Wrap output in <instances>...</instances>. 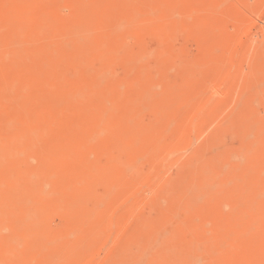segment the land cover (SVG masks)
Here are the masks:
<instances>
[{
    "label": "rangeland",
    "instance_id": "obj_1",
    "mask_svg": "<svg viewBox=\"0 0 264 264\" xmlns=\"http://www.w3.org/2000/svg\"><path fill=\"white\" fill-rule=\"evenodd\" d=\"M10 1L11 0H0V10H1V12H0V20H1L0 21V42L2 41V43L0 44L1 45L0 46V59L7 58L6 59L7 61L5 60L7 62V65H6V62L4 63V59L2 60L3 62L1 61L2 63H4L3 64L4 67H3V65H0V72H1L0 73V77H1V79L4 76V74L6 76V77L4 76V78L2 80L0 79V81H1L0 82V86H1L0 87V94L2 93L1 91L4 90V89H2V87L4 88V86L6 84H8V83L3 84L4 86L2 85L3 82L4 83L6 82V81H4L6 79L9 80V81L7 80L8 82L12 83V86H10L11 85L10 83H9L10 85L8 84V86H10L11 88H14V89L12 90L13 92H11V94H10V96L12 97V101H10V105H8V103H7V104H5V106L7 108L6 107L4 108V107H2L4 105L0 103V106L3 108V109H0L1 110L0 111V113H1L0 114L1 115L0 116V123L3 120L6 121L10 116H12L13 113H15V111L17 112L18 108H19V112L21 111L20 107H18V105H20L22 101L24 102V100H23L24 98L26 100L25 101L26 107H29V104H28V99L29 98L31 99V98L34 97V99H36L38 96H40L42 98V96L45 93L49 94V95L46 96L49 99V101L48 100L46 101V102H48V104L45 105L47 110L43 107L45 103H43V104L40 103V100H41L40 97H38L39 100H38V98L36 99L37 100L36 104L39 103L37 105H35V101L36 100L33 99V102L30 103V99H29V103L31 105L34 104V106H35V107L33 106L34 110L33 109L30 110V108H28L31 112L30 111L26 112V110L24 111V109H22V114L24 116H26V114L28 115V116L24 117L25 120L28 122V120L30 121V119H31V121L33 123H35V125L32 124V125H30V127L32 126L33 131L36 130L35 133L37 132L35 134V136H34L35 139L33 141V142L36 141V144H34V145L32 144V148H34L36 152H38L39 150L43 151V149L45 150L47 147H49L48 144L51 145L53 141L59 143V145H57V143H55L57 146H59V148H60V146H62V148L64 150H66V149H67V151L69 149L71 150V151L69 150L70 152L68 151V153H66L67 151H65V154L61 151L59 153L60 155L63 154L61 156H59V154H56L59 157H56L57 160H55L56 158H54V161L51 160L52 162L51 163L49 162L50 165L48 163L46 164V162L44 163L43 159H41V157L38 156V155H33V156L31 155L33 158L30 156L31 157V161L30 160L29 161L31 163L35 160L33 163L36 166H38L39 162L40 163L42 162L43 164H45V166L43 164H39V165L44 166L45 168L46 167L49 168L48 169V170H50L49 173L50 174L52 173L51 178L54 177L53 181L51 180L52 182H51V184L48 187V189L49 190L51 189V192L54 193V195L51 193L53 196H51L50 199L47 200V203H48L47 205H48L49 208L54 209V208H57L56 206H59V207L62 206V207L65 208L67 206V203H69L68 196H67L68 193H70L71 191H74L73 194L74 193L77 194L80 191L83 192V191L88 190V188H86L85 190L84 189L81 190V189L78 188V190H80V191L77 192L78 190L76 189V192H75V190L71 189L72 188L71 185L68 186V184H70V183H67L68 182L67 179L69 177L73 178L76 175L77 176L80 175V173H81L80 170L82 169L83 164L85 165V163L86 164L87 163H93V161H96L97 159L98 160H102L103 159L102 158L103 157L102 156L103 152L107 151L110 148V146H108L107 139L105 140V138H108L107 136L109 134V131L107 130V132H106V129L103 130V128H105V126L101 125V123H102V121H101L102 118L101 117L105 114V108L104 107H107L106 106L107 104L109 105V107L113 106L112 102L110 101L112 99V97H114L113 99H115V101L120 99L117 102H120L118 104H121V102H122L123 106H125L124 104H128L129 105V104H131L133 102L131 100L132 99L131 96H133L132 95V93H133L132 84L130 85L129 83H126V82L133 83V85L135 86V84L138 83V80L140 78L147 77V78H149V81L151 80L150 83H152V84L158 83V82L161 83V80H166L167 83H169L170 86L173 85L172 87H174L175 84H179V82L182 81V80H184L187 83L186 86L181 90V92H179L177 94L178 95L177 96L178 97V103L180 105L178 103L177 104L175 103L176 104L175 107L172 105L173 106V110L171 109L172 111L170 110V108H172L171 106L169 108H167L168 106L167 107L165 106V110H163L164 107H162L161 112L163 114V117L161 116V113H159V111H158V114H156L157 112L153 113V109L151 107H149L147 105V103H142V104L139 103V105L137 104V107L139 108V111H140V115L142 116L141 121L147 127L149 126L151 128V130L149 128V130L151 131V132H149L150 137H151V134H152V136L153 135L154 136L152 138H150L149 135H147L149 137V138H147V136L144 135L145 139L147 138V140H149L148 143H147V140H145L143 137H142V139L145 140L146 142L143 141V140H142L143 141L142 142L141 139H138L137 143L140 142V144L139 145L137 144V146H138L137 147V151L139 149L140 151L144 152L145 154L141 153L140 151L137 152V153H141L142 155L138 154L139 157L138 156L137 157L139 159L136 157L138 159L137 160L138 162H136L135 165L128 164L127 163V159H125L124 155H120V158L122 159V161H121L122 165L121 166H122V169L125 170L124 172L125 173L127 172L126 173L127 176H126V178L121 179L119 181V184H117V186H118L117 188L120 189V191L117 188H115L116 187L115 186L114 188L116 190H115V192L113 190L112 193L113 194H115V193L117 194L119 192L122 193L124 191L125 192V193H123L124 196L122 194L120 195V193H119V194H117L118 199H117V202H115L116 204L111 205L109 203V205L103 206L102 210H101V217H100V219H97V221H96V226H97V223H98V226H99V227L97 226L98 229L102 227L105 230L106 229L105 225H107L110 232L103 234L102 236H104V238H102V237L99 238L100 240L96 243V245H95V247L93 249L94 252L91 255L86 253L87 254L86 257H85V261L86 262L83 261L84 262L83 263L82 261L81 262L76 261L75 264H134L137 261V259H136L137 257H135L134 255H131V252L132 251H136L137 244H136L135 241H133V239L136 238L139 234H141V232L142 233L147 232L150 229L149 228L150 224H152L155 221H159L161 219H162L163 227L166 226L165 229L167 228L168 231L170 230L173 233H175L174 231H176V236L179 235L178 237H176L177 238L176 243H179L181 245L180 249L186 250V248L188 247L187 248L188 249V251H187L188 253H189L190 249L193 250V252H195V253H193L190 250L189 254L192 253L193 255L192 254L191 255L193 257H194V254L201 255V257H202V259L204 261L202 259H199L198 262L202 261V264H203V262H205L204 264H208L209 262H210V264H212V263L213 264H264V248H263V246H264V229H261L262 231L261 230L258 231V232H261L260 234H258V232H257V234L254 232L255 235H253V233H250V234L247 233L248 235L246 233H244L243 235L240 234L238 236L234 235V238H231V240H229V241H228V239H230V238L227 239L226 237L223 238L221 236V235L224 236V234H226L227 229L231 230V228H233V225H232L233 223H230V222L232 221V219H234V221H236L238 212L240 213L241 209L244 210L245 208H247V204L249 203V201H247L248 203H246L245 200H243V201L241 200V201L238 202L239 203L238 204L237 200H236V203L238 204L237 205L238 208H237V206H235L237 209L236 210L234 209L235 207L233 205H236V203L233 204L234 201L231 202L230 199L227 200V196H226L227 194L224 192V190H227V189L229 190L230 189V186L227 188L226 185H230V184L232 185L231 181L227 182V179L224 178L226 180V182L228 183V184H225V182H223V179L221 181L218 180L217 181L218 184H217V182L214 184V185L217 184V187H213L212 191L215 192L216 189H218V188H221V189H218L217 192H215L213 194L209 193L211 196L209 194H207V197H206V195H205V197L201 196L202 198L204 197L205 202H203L204 200L201 201V199H199L202 203H200V201H196V203H194V205L193 204H188V206H187V199H186V198H188L191 195H195L194 193L197 192L198 190L200 191L201 189H199V187L200 188L202 187V183L204 182V180L207 181V179H209L211 177L210 176L211 173H208L206 171H203L204 172L203 174L201 173L202 171H200V170H198L199 174L197 172H194L193 170L191 171L193 166H195L196 163L199 166V164L202 163V161L207 160L211 156H214V155L219 154V153H227L229 151H230V154H229L230 157L234 153L233 158H235V159H234V161H232L233 160L232 159L231 160L232 162L236 163L235 160H238V159H239V161L243 160V162L242 161L239 162L240 163L239 165L241 166V169H238L239 166H238V164H236V166H237V168H236L237 171H236V174H235L236 184H237V182H240V181H237V180H241L242 183L241 182L240 183L241 184H245L246 183V186L248 188L253 186L252 188L256 189V187L259 186V185H260L261 189L264 188V185L261 187V185L264 184V168H263L264 167V143H263L264 142V133H263L264 131L261 132L263 138L261 137V134L259 133L260 137H258V139L259 138L260 139H259L258 142L260 143V141H261V143L259 144L257 142V144H259L258 147H256L257 146L256 145L255 148L251 150V152L249 150V154L248 155H246L247 153L244 152V154L246 156L245 155L242 156L243 155V151H241V148H240L241 146H243L242 148H244V145H242L243 138H241L242 137L241 136L242 135L241 134L242 126L250 123L249 121L251 119H254V118L257 119V117H258V119H260L259 118L260 116L264 117V0H253V1L249 0L250 2L248 0H229V1L226 0L227 2L224 0V2L226 4L225 3L223 4V2H222L223 0L222 1L221 0H215L214 2L216 3V5H219V6H217L218 8H215L216 6L215 7H211L212 5L210 3L213 4L212 0H158L159 2L157 0H155L153 3L150 2L151 0H137V1L131 0V1L138 2V3H135V4H137L139 6H137V5H133V6L137 7V8H140L139 10L141 12H143V11L145 12L144 8L146 7V5L149 6V4L151 6L155 5L156 7H158L159 5L161 6V9H159L160 11L156 10V8H154L153 6L151 7V9H150V7L148 8V6H147L148 11L150 10L149 11L150 13L148 11L147 12L149 14L147 12L146 13L148 15L151 14L150 15L151 17L148 16L150 19L149 18L147 19L146 18L147 14L143 12L144 15L146 14L145 15L146 19L145 20L142 18L143 16L139 17V14L141 13L140 11H139L140 13H135V14H138V15H135L134 18L132 17L134 15V11H133L134 7H132V5L129 6L130 8L132 7V9L128 10L129 7L127 9L125 8L128 5L127 2H126V4H125V2L122 3V4L120 3L121 1H126V0H121V1L118 0L119 3H120V6L123 5V7H121V8L118 5L119 9H118V7L115 8L116 7V3H118L117 0L115 2V5H112V3L114 4V1L113 2H109L110 3L109 5L110 6L112 5L110 8H112V7L114 8L113 11H114L115 16L114 15L112 16V13H113V12H111L112 10H110L111 15H109L110 13L107 14L104 11L106 13V15H103V16H102V14L100 15V17L101 16L102 17H101V21L99 22V30H97L98 28L96 29V27H95L94 28V33L98 34L97 31H99V34H100V37H101V41L104 44V45L102 44L103 46L100 45L101 41H100V39L97 38V41L99 40L98 41L99 45L97 44L98 45L97 48L101 49L104 52L103 59L108 61L110 64L112 63V61L110 62V60H113V62H115V60H116V62L112 63L113 64V68L107 74V76H106L107 78L103 77L105 79H101L100 80V84L103 82V84L101 86L99 85V83H95V80H93L92 77L89 76L88 72H86V70L88 69L87 65H89V63H87V61L85 63L84 62L85 60L84 61L82 60L83 62H81L80 60H77V62L75 64L73 59H71L73 61H71L69 59V61H71V63L68 62L67 55H66L68 52H66V54L64 52L67 51V50H70L71 48H69V49L65 48V50H63V51L60 50L59 54L57 53V55H59V57L57 55H55L54 52L50 54L53 57L50 56L48 51L52 47H53V51H54L55 44H57L58 41L61 42V43L62 42L66 43L69 39L72 38V36H70V34H69V27L65 26V24H66V22H68L67 25H69L70 20H73V22L74 21L77 22V20H74V19H78L79 15H77V17L75 15H73V14H75L74 11L75 10L77 11V9H78L76 6H74V4L77 1H78L77 3H80L79 5L82 6L81 10H88L89 9L88 11H86V13L89 12V13H87L89 15L88 16L86 15L89 18L90 14H91V10L93 9V7H95V8L98 7L99 8L102 5L101 9L104 10L103 7L104 8H106V6L109 7V5H106V4H107L108 1H111V0H96V1L95 0H82V1L81 0H77V1L75 0V3H74V0L73 1L69 0V2L67 0L66 3L68 2V4H65V2H64V7L62 5H59L60 2H58L59 4L56 3L55 5H54V3H52L53 4V6H52L51 2H53L54 0H50V1L47 0L48 4L49 3L51 4V6H52L51 8H46V6H47V1L46 0H31V1H29V0H21V1H24L23 2L24 4L22 2H20V0H12V3ZM27 1H29L28 2L29 4L28 3L26 4ZM43 1H44L45 4L43 3ZM59 1H61V0H59ZM63 1H65V0H63ZM79 1H81V2H79ZM93 1H95L94 4H92ZM128 1L130 2V0H128ZM217 1L219 3L222 2V4H221L222 6H220V4L217 3ZM15 2H16L17 5H15ZM69 3L71 4V6H68V5H70ZM215 3L213 4V6L215 5ZM230 3H232L233 7L234 6L236 7V5L239 6V7H236L237 9L239 8L241 10V8L242 9L244 8L243 11L241 10L243 14L242 13H241L242 15L240 14L242 16L241 17L242 19L239 18L241 20V22L244 21L243 24H245L246 22L249 23V20H252V22L250 21V23H249V28L250 29L247 26L248 24L244 25V28H246V31H248L249 34L248 33L245 34L246 33L245 30H243V32H242L243 27H242L241 30H239V33H237L235 31L237 35L233 34L234 33L233 30L230 32L232 27H234L233 29L235 30V25H236V30L238 31V26H239L238 24H241V23H239L240 20H238V22H236L237 21L236 19L234 21L233 20L234 18L232 19V21L230 20L231 19L230 16L233 17L236 14L239 15V12H238L239 10L237 11L238 13H236L235 10H237V9L235 7H234L235 8L234 9V13H236V14L234 15L233 10H232L233 7H232V5ZM18 4H20V5H18ZM50 4H49V6H50ZM82 4H84V5H82ZM86 4L88 6L92 5L91 6L92 8L90 7L91 8L90 9L89 7H86ZM164 4L166 5L167 9L168 8L170 9L171 7L172 8L167 11V9H165L164 6H163ZM174 4H177L178 6L177 5L175 6ZM30 5L32 6V8H30L31 7ZM58 5H59V7L61 6L59 8V10L56 9V8H58ZM72 5L74 6V8H77V9H74L72 7ZM170 5H171V7H170ZM173 5H174V8H173ZM36 6L37 7L40 6V7L36 8ZM81 6H79V7L81 8ZM226 6H228V7L226 8ZM240 6H242V7L240 8ZM6 7L10 8V12L7 9L9 14L6 13V11H7ZM34 7H35V9H38V11L39 10L42 11V8H44V9H43L42 12L40 11L41 13H39L37 10H36L37 13H36V11L31 12V10L33 11ZM71 7L73 8V10H72ZM162 7L166 10V12L164 10H162ZM219 7L222 8V9L220 8V10H222L221 12H223V13L225 12V11H223V9L227 10L229 7H231V9L230 8L229 9L232 12V15L228 13L230 19L226 18V16H225L226 13H224L225 14L224 15V14H222L219 11ZM247 7L250 9V11L246 10ZM21 8L24 9V10H22ZM52 8L54 10L55 9L58 10L59 12L58 13H54L55 11L51 10L53 13L50 14L49 11ZM86 8H88V9H86ZM142 8H143V10H141ZM147 8H146V10H147ZM46 10H48V13H46L47 12ZM126 10H128L129 13H130V11L131 12L133 11L132 15H128L129 20H130V18H132L131 19L132 21H128V18L125 16V15H127L126 14L127 13ZM245 10L249 11V12H247V14H246ZM15 11H18L17 15L16 16H12L13 14H11V13L15 12ZM162 11H164V12L161 13ZM217 11H219L222 14V16H221V14H218V16L215 15L216 13H218ZM230 11L227 10L226 12H230ZM3 12L6 13V14L4 15ZM22 12H24V13H22ZM79 12L81 13V11H79ZM84 12H82V15H84ZM118 12L119 13L120 12L121 13L122 12H124V13L126 12L125 14L122 13L123 15L120 14V15H122L121 17L123 18V16H125V19L127 18V21L129 22V24L132 22L131 25H129L127 23L129 25V27L132 26V25L135 27V29H133L134 27L132 26L133 27L132 29H130L131 28L130 27V28H128V30H125L126 32H124L125 33L124 34V38L121 37L119 39L117 37L119 33L118 34H117V32L116 33H114V32L112 33L110 31L113 34V36L111 34H109L110 33L109 32L110 27H112L113 25L117 27V25L119 23H121L119 25H122L120 27L118 26L119 29H120V35L119 36H122V34H123L121 32V28L126 26L123 29H125V28L127 29V24L125 25L124 24L125 22L123 23V19L121 17L117 16L116 13H118ZM153 12H155V13H153ZM35 13L39 14V16L41 14H45L46 13L44 16L43 15L40 16V18L41 17H45V16H46V18H47V16H50L52 18L50 19V21H49L50 17H48L47 20L45 19L46 21H43V20H41L42 18L41 19L39 18V16L37 18L36 17L37 15L35 16ZM66 13H69V14H66ZM101 13H103V12L101 11ZM119 13H118V15H119ZM25 14H28V15H26V17H25ZM32 14H34V15H32ZM47 14H49V15H47ZM77 14H79V13L77 12ZM11 16H12V18H11ZM31 16H33V18ZM34 16L36 17V19H35ZM86 16H84V17L79 16V18L83 21ZM166 16H168V17H166ZM219 16L222 17V20L220 21V23L225 24L224 21L225 22H226V20L228 21V23L225 24V27H227V28H225V30H224V28H222L224 25L219 24L216 27L218 28L220 25H222L221 27L218 28L220 31L218 30V32H217V28L215 27V29H216L215 31L216 32H214V34L222 32L223 34L225 33L224 34V38H226L227 37L226 33L229 31L232 34L228 33L227 35H229V37L231 35H233L232 37H234L236 35V37L238 38V41L236 40L237 38L236 39L234 38V39L237 42L235 41L231 45H226L227 43L225 44L223 42V40L225 41V39L223 38V34L222 33L219 34L223 38V39H221V41H219L218 39H217L218 40L217 41L215 39V37H211V36H213L212 35L213 32H212V34L210 33L212 28H210V30H209V27H211V26H209V23L213 27L212 19L213 20L221 19ZM19 17H20V20L18 19ZM21 17H23V18H21ZM24 17H25V19H24ZM191 17H192V19H191ZM246 17H247V19H246ZM3 18H5V19L7 18V19L2 21ZM31 18H32V20L33 19L34 20L32 21ZM70 18H72V19H70ZM138 18H141L144 21L139 19V20H141V22H140L138 20ZM236 18H238V16ZM26 19L28 21L30 19V21H29L30 24L26 22ZM38 19H39L38 23L41 22V25L39 24L40 27L39 26L38 27H39V29H42V30L41 31L38 30L37 32L38 33L41 32V34L37 35L36 33H34L36 31L34 29H32V22H33V24L35 26V29H37L38 27H37L36 21ZM54 19H57L56 22L58 21L57 23H58L59 29L58 28L55 29V30H57V29L60 30V31L57 30L58 32L57 31L55 32L53 30H49L51 28L48 29V27H50V23H51L52 27L55 26V24H57ZM58 19L60 20V22H65L67 19H69V20H67L65 22V24H63V23L60 24ZM80 19H79V21H80ZM17 20L19 21V23L16 25V23L18 22ZM23 20H24L25 24L27 23L26 25L23 23V25L28 27V28L23 27V25H22V21ZM136 21L140 22V23L138 24V23H136ZM210 21H212V23ZM233 21L238 23V24H236V23L233 24ZM43 22H46L49 25L47 27H45L47 24L44 25L45 23H43ZM52 22H54L55 24L52 23ZM116 22L118 24L115 25ZM229 23L232 24V27H231V25ZM19 24H21L22 26L20 25V27H19L18 26ZM28 24H29V26H28ZM72 24H74V23H72ZM86 24H87V22H86ZM136 24H137V27H136ZM105 25H108V27H109V30L107 29V32H106V29H103V28L107 27V26L105 27ZM17 26H18V28L21 31H22V28H23V30H24V28H26L28 30V32L25 33L23 31L22 34L20 33L21 34L20 35L19 34L20 30L17 28ZM41 26L43 28H41ZM159 26H163V27L160 28ZM228 26L231 27V28H229ZM73 27L74 26L72 25L70 27V30H73V29H71ZM116 27L114 29L112 27V29L114 31H116L117 30ZM155 27H157V28H155ZM29 30L30 31L33 30V32L31 31L32 32L31 33L32 36H29V39H28L26 34L30 33ZM141 30H143V31H141ZM62 31L66 32V33L63 32L65 34V36L63 34V37H66L67 39L63 38L61 36L62 33H60V32H62ZM53 32H55V33L53 34V37H52L51 34ZM70 32H72V31H70ZM240 33H244V34H240ZM66 34H67V36H66ZM103 34H107V36L106 35L105 36L108 37V41H109L110 45L107 46L108 42H107V44H105V42H103V40L105 41V39H106ZM165 34H167V36ZM28 35H30V34H28ZM71 35H72V33H71ZM108 35H111V36H108ZM169 35L171 36V39L168 38ZM238 35H240V36H238ZM245 35H247V36H245ZM14 36L16 38H14ZM23 36H25V38H23ZM33 36H35V37H33ZM165 36H166V38H164ZM175 36L179 40H177ZM51 37L52 38L55 37V40L57 39L56 37H59V38H58L57 42H55L53 39L50 40ZM159 37L162 38L163 40L161 41V39ZM244 37H245V39H244ZM34 38L35 39L37 38V41H38L39 44L36 43L37 41L36 42H34L35 40L33 41ZM240 38L241 39L243 38L244 40L243 39L241 40ZM64 39L66 40V42H65ZM115 39H118V42ZM148 39H149V41H148ZM164 39H165V43L161 44V42H164ZM169 39H170V41H169ZM25 40L26 41L29 40V42H26ZM114 40L117 43H119V41H120L121 43H123L125 46H128V47L121 48L123 44H120V43L116 44V47H118V48H119V46H121L120 47L121 49L119 48L120 50H118V52H117V49L114 47L115 46ZM151 40L154 41V42H152ZM175 40H177L178 43L174 42ZM226 40H227V38H226ZM51 41H54L53 44L51 43ZM97 41H94V42H97ZM111 41H113V42H111ZM166 41L169 43V45H166V44H168ZM20 42L23 45L20 44ZM47 42L51 43L50 44L51 46L53 45L52 47L49 46V48L51 47L50 49L47 46V45H49ZM16 43H18V44H16ZM34 43L37 44V45L35 46ZM111 43H112V45H111ZM223 43H224V45H223ZM113 44H114V46H113ZM177 44H178V46H177ZM17 45L19 46L20 50H19ZM24 45H26V46H24ZM29 45H30V47L27 48V46H29ZM259 45H261V46H259ZM99 46L100 47L102 46V47L99 48ZM35 47H38V48H35ZM109 47H110V49H109ZM129 47H130V49H129ZM147 47H148V49H147ZM111 48H115V51H114V49L111 50ZM124 48L129 49V51L126 50L127 51V53H126ZM211 48L212 49L214 48V49L212 50ZM14 49H16V52H14L15 51ZM209 49H211L213 52L210 51ZM121 50H122V53L119 54L121 52ZM17 51H18V53H17ZM20 51H22L23 55H22V53H19ZM51 51L52 50H50V52ZM102 51H101V53H102ZM131 51H133V52H131ZM60 52L61 53L63 52V54L60 55L61 54ZM98 53H100V52H98ZM124 53H126V54L129 53L128 57L125 54V57H127V59H125V57L123 55ZM130 53L131 54L133 53V54L131 55ZM211 53H212V55H211ZM13 54H14V56H13ZM18 54H21L23 56L24 60H27L26 57L32 56V58H34L36 60L38 59L37 63H39V64L37 65V67L35 66L36 67L35 68L34 67V63H35L34 61H36V60H34V59L30 60V62L33 61V64L31 63L32 66H30V64H29L30 62H28V65H26V64L24 65L23 63H26V61L25 62L23 61V63H22L21 61L19 62L18 60H16L15 65L18 64V62H19V64H18L19 67L15 66L13 64H10L11 61H14V59H15L14 57L16 55H18ZM25 54L28 55V56L24 57ZM68 54H70L68 56V58H70V57L73 58V55H71V52H69ZM160 54H161V56H160ZM209 54L211 56H209ZM46 55H48L49 57H52V59L49 58V59H51V61L54 59L53 60L54 64H52V65H54L56 67H53V66L49 67L50 66L49 64H51V61H50V63L47 62V61H49V59H46L47 58ZM119 55L120 56L123 55L122 59H121V57H119ZM169 55H171V56H169ZM56 56L58 58H56ZM253 57H255V58H253ZM12 58H14V59H12ZM41 58H45L47 60L46 61L44 59L46 61V63H48V64H46V65H48V67L46 68V65H45L44 68L49 70V72L46 69L42 68V66L45 64L43 62H45V61H43ZM28 59H30V58H28ZM248 59H249V62H248ZM93 60L97 61L98 59H93ZM158 60H159V62H158ZM56 61H58V62L55 65ZM186 61H187V63H186ZM191 61H192L193 64L191 63ZM65 62H66V66L65 65H63V66H65L67 69L64 68L65 70L63 71V68H62L61 65L64 64ZM2 63H0V64H2ZM20 63L24 65V66L22 65L23 66L22 68L24 70L23 69H21V70L19 69L20 68ZM40 63H43V64L40 65ZM67 63L68 64L70 63L69 66H71V67H73L74 64H75L76 67L74 66V68L68 69L69 66H68ZM188 63L189 64L191 63L190 66L192 65L191 66L192 69L188 66L189 65ZM151 64H152V66H151ZM186 64H188V65H186ZM78 65H79V67H77ZM26 66L29 69L27 68V70H25L26 68H24V67H26ZM60 66L62 68L61 71H60V68H59ZM5 67H6V72L4 70ZM32 67H33V69L30 70V68H32ZM173 67H175V68H173ZM188 67H189V70H188ZM2 68H3V70H2ZM34 68H35V70L37 69L39 71V73L42 72V73H40L41 76L38 75L39 73L38 74L35 73V72L33 73V71H35ZM50 68H59V73L63 71L64 74L63 73H60V74L58 73L60 81L56 77V76H58V74L55 75V73H54L56 71V69H55V71H53L54 69L50 70ZM193 68H195V70ZM7 69L9 71H7ZM10 69H12V71ZM76 69L77 70L80 69L81 73L79 72V70L77 71ZM185 69H187V71H185ZM29 70L32 73V75L35 74V76H36V77H33V78L37 79V76L39 77L38 80H36L37 84H35V82H33V80H29V79H33V78H31L32 75H31V77H29L30 74H31L29 72ZM69 70H71V71H69ZM190 70H191V73H190ZM2 71H4V72L2 73ZM84 71L86 73H84ZM199 71H200V74H199ZM47 72L49 73V75L52 74V76H50V77H52L51 80L49 79L50 77L48 78L49 75H48ZM57 72L58 71H56V73ZM71 72H73V73H71ZM128 73H130V74H128ZM196 73H197V75H196ZM42 74H44V76H46L44 78L50 80L51 82H48V80L47 81L42 80V82L45 81L44 82L45 84H43V85H41V83L39 84V80H40V77H42ZM115 74H117V75H115ZM173 75H174V77H173ZM85 76H87V77H85ZM138 77H139V79H138ZM27 78H29V79H27ZM44 78L42 77L41 79H44ZM69 78H70V80H69ZM57 79H58L59 83H58ZM71 79H73L72 80L73 82L74 81L76 82L75 84L72 82L74 84L73 86L75 87L74 90H76V89L78 90L79 87H80V90H81V87H84L83 90L86 89V91H87V89H90V88H93V87H99V86L102 87L103 85H104L103 87H105L107 85V84H105L106 81L107 82H112V83H109V85H107L108 89H110L109 87L110 86L112 87L114 85V83L119 84V83H121L123 81H125V83L122 84L123 86L119 84L120 87L122 86L121 87L122 90L119 87L122 92L119 91L118 93H116V96L113 95V93L117 92V91H114V90H116L118 87H116L114 85L116 87V89H115L114 86H113L114 89L113 88L110 89L111 98H109L110 96H108V98H109L108 103L104 102L105 106H104V104H102V106H101V104L99 105L101 108H104L103 110L100 109L101 111H103L104 114H102V112H101L98 115L97 114L98 111H95V112L93 111L94 114H91V113L87 114L86 113V114L82 115L83 112H80L81 114H78V113L76 114V113L72 112L74 110V107H75V110H76V108H77L76 105L77 106L79 105V103H77L78 101L76 102L73 99H77L78 98L80 101L82 100L84 102L85 98H83V99L81 98V97L84 96V94L82 95L81 91H79V93H71V95L69 94L70 96L75 95V94H77V95L80 94L82 96L79 95L77 98H73V97H76L77 95L76 96H72V100H69L70 97H69V99H67V97L69 96L68 92H67V90H68L67 86L69 84L68 85L65 84L66 87H64V85L63 86L61 85V84L68 83V82L70 83ZM91 79L94 82H91L92 81ZM132 79L133 80L135 79V81L131 82ZM188 79H190L191 82ZM26 80L29 81L28 83L32 84V85H30V87H27V86H29V84L27 83ZM54 80L57 81V82H54ZM104 80H105V82H104ZM25 81H26V83H24ZM195 81H197V82H195ZM47 82L50 83V87L52 86L51 85L52 83H53V85L55 83H58V84L54 85V89L56 88L55 89L56 91H57V88H59V91H57L58 93L56 91H54V89H53V91H54L53 92L52 91L53 87H51V88L48 87L49 85H48ZM60 82H61V84H60ZM188 82H189V84H188ZM19 83H20V87L21 88L19 87ZM22 83H24L25 85L23 86ZM192 83H193V85H191ZM21 84H22V86H21ZM97 84L99 86H97ZM111 84H113V85H111ZM126 84H129V85H126ZM39 85H41V86H39ZM44 85L45 86L48 85V86H46L47 88ZM58 85H61L62 87H60ZM160 85L161 84H159V86ZM69 86H71V88L73 90V86L71 85V83H70ZM77 86H78V88H76ZM87 86L90 87V88H88ZM137 86H138V84H137ZM159 86H158V88H159ZM24 87H25V91H24ZM160 87H162V86H160ZM49 88L51 89L52 92L50 91ZM71 88H69L70 90H68V91H72ZM47 91H48V93H47ZM50 92L52 94L56 92L57 94L55 93V96L53 95L54 96V98H53L52 94ZM76 92H78V91H76ZM123 95H124V97H123ZM106 97H107V95L104 98L105 101L108 100ZM121 97H123V98H121ZM43 98H42V100H43ZM116 98H118V99H116ZM52 99H53V101H52ZM183 99H184V101H183ZM249 99H250V101H249ZM252 100H253V102H252ZM31 101H32V99H31ZM85 103H86V100H85V102L83 104H85ZM113 103H114V101H113ZM52 104H53L54 107H56L55 108L56 110L53 109L54 112L52 111V107H51ZM114 104L117 106L116 103H114ZM247 104H248V106H247ZM86 106L87 105H85L84 107H86ZM97 106H98V104H97ZM145 106H146V109H148V110H146L144 108ZM109 107H107V109ZM115 107H114V109H116ZM48 108H49V111H48ZM96 108L98 109V107H96ZM41 109L43 110V112H45V114H46V112H49V113L53 112V113H51L49 115L46 114V116H48V117H46L47 121L45 120L47 123L45 121H43L45 119L44 116L41 115L39 117V115L37 114L38 112H39V114L41 113L40 112ZM79 109H77V110L79 111ZM81 109H83V108H81ZM90 109H88V107H87L85 111L86 112H88V111L91 112L92 109L91 110ZM110 109H111V107H110ZM167 109H168V111H166ZM176 110H178V112L180 111L178 113V115L180 114L179 116H177V114H176L177 117L175 116ZM80 111H83V110H80ZM24 112H25V114H24ZM33 112L34 113L36 112L35 115H32V114H34ZM43 112L41 114H43ZM165 112H167L168 114H166ZM72 113H74V114H72ZM154 114L156 116H158V117L160 116V118L162 119L161 120L162 121L161 122V127L159 126L160 125V123H159L160 120L155 119L156 116H154ZM251 114L252 115L254 114V116H252ZM69 115L72 116L71 117L72 119L70 117H69L70 119L67 118V116H69ZM100 115H101V117L99 118ZM34 116L35 117L38 116V117L35 119ZM248 116H250L249 117L250 120H249ZM171 117H172V119H171ZM42 118H44V119L42 120ZM175 119H176V121H172V120H175ZM261 119L263 120V121L262 120L261 121L264 122V118H261ZM157 120H158V122H157ZM166 120L167 121L170 120L171 122L167 123ZM254 120H251V122L254 121ZM39 121H41V122H39ZM98 122H100V123H98ZM153 122L156 123V125ZM262 122H261V124H262ZM44 123H46V125ZM157 123H159L158 126H159L160 130H158ZM153 124H154V126L157 127V129H156V127L154 128ZM164 124H165V126H166V124L169 125V126L168 125L166 126V127H168V130H165L166 132H168L166 134L167 135L166 139L164 138L165 136L163 137V135H165L164 134L165 131L164 132H160V131H163L164 128H165ZM76 125H78L76 127L77 131L73 130L71 132L72 133L76 132V134H79V136H81V138H78V139H77V137H79V136L76 135L77 137H75V136H73V134L71 132H69L71 127H73V126L75 127ZM87 125H89V128L87 127L89 131H87L86 132L87 134H85V131H83V130H85L84 127L86 128ZM46 126H47L48 129L44 128ZM90 126H92V127L90 128ZM152 126H153V129H154L155 132L159 131L160 133L158 132L156 134L154 131H153L154 132L153 133L152 132ZM34 127H36V129H34ZM78 127L79 128L82 127L83 130L82 129L81 130L86 135L85 137H89L88 139H90V136H91L90 133L93 132L92 134H94V135H92L91 138H94V137L96 138V141L95 140L94 141H95V143L97 145L96 148L98 150L96 148L95 149L93 148L92 149L93 151L89 150L90 152L88 151L89 153H86V156H85V154H82V153L80 154L79 153V151L81 149H79L80 147L78 148V145H79L80 142H83V141L79 142V140H82V138H85V137H82L83 133H81V134L77 133L78 132ZM171 127H173V129ZM170 128H171V130H170ZM93 129H95V131H92ZM181 129H182L181 132H183V133L180 134L179 132H180ZM29 130L31 132V128ZM44 130H46V131H44ZM53 130H54V132H53ZM67 130H68V133H67ZM81 130H79V132ZM156 130H158V131H156ZM183 130H185V131H183ZM6 131L7 130L3 129V131H2V133L0 135V139L6 135ZM33 131L31 132V134L33 133ZM64 133H67L68 135L72 134V136L75 137V142L76 143L73 144V141L71 143H72V145L77 146V147H74L72 145H71L72 146L71 147L69 144L65 145V142H64V144L61 143V141H63L65 139V136H66V134H64ZM98 133H100V134L98 135ZM161 133H162V135H161ZM32 135H34V134H32ZM68 135H67V137H68ZM156 135L159 136V139H158V136L156 137ZM253 135L252 136L255 137V134H253ZM154 137H156L158 139L159 143L157 141H155L157 139H155ZM175 137H177L178 139L175 138ZM179 137H181V139ZM162 138H164V140H161ZM167 138L170 139L169 142H167L169 140ZM37 139L40 140V141L37 142ZM50 139L53 140V141L52 142L50 141V143H49ZM70 139L72 140L71 137H70ZM70 139H68V140H70ZM151 139H153V140H151ZM73 140H74V138H73ZM85 140H86V138H85ZM165 140H166V142H165ZM171 140H173V142ZM177 140H179V141L177 142ZM182 140H183V142H182ZM64 141H66V139ZM175 141H176L177 144L174 143ZM46 142H48V143L46 144ZM67 142H69V141H67ZM146 143H147V147H144V148L147 150V152L145 151L144 148H142V149L140 148L141 147L140 145H142V144L145 145ZM162 143L165 144V147L168 146L167 148L169 150L167 148L164 149V147H163L164 145ZM180 143H181V145H180ZM60 144H63V145H60ZM76 144H78V145H76ZM153 144L156 146V148H155V146ZM243 144H244V141H243ZM171 145L173 147L170 148ZM34 146L37 148V150H36V148ZM64 146H65L66 149L64 148ZM68 146H69V149L67 148ZM54 147L55 146H53V148ZM148 147H150V148L154 147L153 148L154 150L153 149L151 150ZM76 148H78V150ZM49 149H50V147H49ZM143 149H144V151H143ZM155 149H157L158 151L155 150ZM162 149L163 150L167 149L166 151H168L169 153H167L165 151L163 152ZM47 150H48V148H47ZM72 150H73V152L75 151L77 153H75V152L72 153ZM32 151L34 152L33 149H32ZM238 151L242 152V153H239V155L240 154H242V155L238 156V153H236ZM137 153H136V155H137ZM158 153H160V154L162 153L161 157H159L160 154H158ZM166 153L169 154V156H167ZM155 154L158 156L157 158H156ZM235 154H236V157H235ZM241 156H242V158L245 159V161H244V159L241 158ZM82 157H84V158L82 159ZM151 157H153L154 159L151 158ZM84 159H86V161ZM248 160H250V162ZM197 161H199V162H197ZM256 163L260 164L259 167H258V165ZM254 164H256V166ZM244 165L247 166L246 167L247 169L249 167H253L254 170L256 168H258L257 169L258 171L256 170V171H254V173L253 172L249 173L250 172L249 170H251L253 168H251L249 170H247L245 168L244 169L245 172L249 171L248 172L249 174L248 173L246 174L244 172V170H243ZM260 167H261V169H260ZM139 170H141V171H139ZM158 171H159V174H158ZM242 171H243V173L245 175L242 173ZM160 173H161V175H160ZM196 173H197V175H196ZM50 174H49V176H50ZM133 175H134V177L137 176V178L133 179L132 178ZM252 175L254 177H252ZM237 176L240 179L237 178ZM243 177H244V180L246 179L245 181H247L248 179H249V181L250 180L251 181L250 182L247 181V182L244 183V180L242 181ZM187 178L188 179L190 178V179L187 180ZM203 178H204V180H203ZM70 180L71 179H69V181ZM255 180H256V184L258 183V185L256 187H254L256 184H254V185L251 184V183H254ZM257 180H258V182H257ZM55 181L57 182V184H56ZM200 181H202V182H200ZM91 182H92V185H95L97 183L99 184V187L101 185L100 188L97 187L98 184L95 187H93V186L90 187V189L93 190V192L97 189V191H96L97 193L96 192H94V193L97 194L98 196L101 195L103 197V196H106V194H107V196L110 195L109 196L110 199L108 198L109 202H112L115 198H117L116 195L115 196L114 195L111 196V194H110L111 190H109L110 187L107 186L108 187L107 188L106 185L103 184V181H101L99 178H95V179L92 178ZM259 182L262 183V184H260ZM100 183H102V184H100ZM240 183H238V184H240ZM122 184H123V186H122ZM234 184H235V182H234ZM240 185H236L238 187H236L234 185L233 187L234 188H239ZM242 186L243 185L240 186V190H241ZM246 186L244 185V188H246ZM60 187H61V189H60ZM126 187H127V190H126ZM123 188H124V190H123ZM222 188H224V189H222ZM257 188L258 189L254 190V192L255 191H259L261 193V191L264 190V189L261 190L259 187H257ZM53 189H54V192H53ZM106 189H107V191H106ZM111 189H113V188H111ZM214 189H215V191H214ZM108 190H109V192H108ZM235 190L236 189H234L233 191H235ZM236 191L238 192L239 190L237 189ZM62 192H64V193H62ZM103 192L105 193V195H104ZM221 192L225 193V195L223 196V193H221ZM235 192L232 193L233 198L239 197V193L240 192H238V193L236 192V194H235ZM184 193L185 194L187 193L186 195L189 194L188 197ZM183 195H185V196L183 197L184 200L182 201L181 199H182ZM261 195L264 196L263 192H262ZM107 196L105 198H107ZM164 199H165L166 202L165 201L162 202V200H164ZM179 200H181V201H179ZM228 201H230V202H228ZM93 202L95 203V201H93ZM164 202H165V205H164ZM181 202L185 203V204H183V206H181L182 205ZM220 202H221V204L222 203L224 204L225 209H224L223 206H221V204H219ZM179 203L181 205H179ZM197 203H199V204H197ZM57 204H59V205H57ZM87 204H89V206H90L89 208H93V205H95V204H92V202L90 203V201L87 202ZM213 204H215V206H212ZM190 205H192V208L194 206V209L190 208L189 207ZM197 205H198V207H197ZM249 206H250V203H249ZM62 207H61V209H63ZM218 207L219 208L221 207L220 209H222V210H220ZM61 209L59 208V210H61ZM185 209H188V210H185ZM238 209H240V210L237 211ZM225 210H227V211H225ZM233 210L235 211V214H234ZM188 211H190L191 214ZM220 211L221 212L223 211L222 214H221ZM228 211H230V212H228ZM78 216H80V215H78ZM229 216H230V220L228 221V217ZM224 217H225V219L227 221L224 219ZM19 218H20L21 221L19 220ZM23 218L24 217L22 215H20V217L19 216L11 217L10 220L12 221V219H13L12 222L18 224V223H21L23 221ZM73 219H74L73 217H70V218L66 217L62 213H60L59 215L55 214V215H53V217H51L49 219V221H46L45 225H47L50 228H52V227L56 226L55 224L59 223V225L62 224V225H64V227L66 225H67L66 227H69L70 225L73 224L72 223ZM14 220L18 221V222H15ZM110 220H112V221H110ZM113 220H115V221H113ZM182 221H185V222H182ZM222 221H223V223H222ZM191 222H193V223L191 224ZM227 222L230 223V224H228ZM111 223L114 225V227H113V225H111ZM182 223L185 224V226ZM219 223H220V225L224 224L222 226L223 228L225 226H226L225 228H227V225H230V226H228L227 229L224 228V230H223V228H221V226L219 228ZM186 224H187V226H186ZM176 228L178 230H176ZM183 228L186 229V230H184ZM221 229L224 231L223 232L224 234H221V232H222ZM99 230H102V229H99ZM218 230L221 231V232H219ZM188 231L189 232L191 231L192 233L190 232L191 234L188 235V233H189ZM216 232H219V234H217ZM262 233H263V235H261ZM216 235L217 236L220 235L221 238L226 240L227 243L224 242V240H223L221 242V244L224 242L223 243V244H225L224 246H227L228 248H224L223 244H222V247H221L219 239L215 238ZM244 235L246 237L243 238ZM220 236H218V237H220ZM213 237L215 239H213ZM188 238H190V239H188ZM235 238H236V241L241 239L242 242L239 240L240 242L238 241L239 243L237 244L235 242ZM60 239L61 238H60V235H59V242H60ZM180 239L183 240V241H181ZM184 239H187L188 242H186ZM216 239H217V242L213 244L212 241L214 242ZM232 239H234V240H232ZM178 240H180V241H178ZM192 240H194L193 242L196 243V244L192 243ZM220 240H222V239H220ZM54 241H58V239H55ZM248 241H250V242H248ZM252 241H253V243H252ZM229 242H231L232 246L234 245L235 248H233V249L230 248L231 244L229 246L228 245ZM190 243H192L193 245H196L195 248H197L196 249L197 253H196V251H194L195 250L194 247L191 246L192 244L190 246H188ZM211 243L213 244L214 248L212 247ZM233 243H235L236 245L233 244ZM184 244H186V245H184ZM216 244H217V247H218L216 250H219V252L221 254L218 251L214 250L215 247H216ZM244 244L245 245L249 244V247L248 246L245 247ZM180 245L176 244L177 248L180 247ZM239 245H240V248H239ZM241 246H243V247H241ZM189 247H190V249H189ZM211 247H212V249H211ZM241 248H243V249H241ZM199 249H200V251H198ZM221 249H223L222 250L223 253L225 252V249H226L227 254L225 253V255H224L221 252ZM230 250H231V252H230ZM185 252L186 251L183 252L182 256H184V254H186ZM214 252H215V254H214ZM216 252L218 254H216ZM237 252H241V253H237ZM181 253H182V251H181ZM228 253L229 254L230 253L234 254V255L230 254L232 256L231 259H233L234 261L230 260L228 258L229 257ZM237 254H239V255H237ZM171 255L173 256V258L179 259L176 256V253H172ZM179 255L181 256V254H179ZM198 255L195 256L194 258L199 257ZM215 255L217 257L218 256H220V257H218L216 259V258H214V257H216ZM223 256H225V258ZM188 257H189V255H188ZM245 257H247V258H245ZM209 258H212V259L210 260ZM213 258L216 259L214 262H213V260H214ZM220 258L222 259V261L220 260ZM32 260L35 261V262H33ZM81 260H84V257H82ZM226 260L230 261V263L228 261H226ZM29 261H31V262L29 263ZM198 262H197V264H198ZM39 263H40L39 256H35V257H32V258H29V259H27L24 262V264H39Z\"/></svg>",
    "mask_w": 264,
    "mask_h": 264
},
{
    "label": "bare ground",
    "instance_id": "obj_2",
    "mask_svg": "<svg viewBox=\"0 0 264 264\" xmlns=\"http://www.w3.org/2000/svg\"><path fill=\"white\" fill-rule=\"evenodd\" d=\"M29 1H31V0H29ZM29 1H27L26 2V4L29 2ZM47 1V0H46ZM50 1V0H49ZM56 0H54L53 2H51V4L52 3H54V5L56 4V3H58V2H60V4L59 5H62L63 7H64V2H65V4H68V2H69V0H68V2L66 3V1L67 0H65V1H63V0H61V1H59V0H57L56 2H55ZM63 1V2H62ZM73 1V0H72ZM71 1V2H72ZM77 1V0H76ZM82 1V0H81ZM81 1H79V2H81ZM96 1V0H95ZM95 1H93V3L92 4H94L95 3ZM114 1V4L112 3V5H115V2H116V0H111V1H108L107 2V4L106 5H109L110 3L109 2H113ZM118 1V0H117ZM121 1V0H120ZM135 1H137V0H135ZM135 1H131L130 0V2L128 1V0H126V1H121L120 3L122 4V3H124L125 2V4H126V2L128 3V5L125 7L126 9L129 7V6H131L132 5V7H134L133 5H137V4H135V3H138V2H135ZM155 0H151L150 2L151 3H153ZM158 1V0H157ZM156 1V2H157ZM215 0H212V2H213V4L215 3L214 2ZM222 1V0H221ZM226 1V0H225ZM229 1V0H228ZM249 1V0H248ZM251 1V0H250ZM249 1V2H250ZM253 1V0H252ZM7 2V1H6ZM11 3H12V0L10 1ZM20 2H24V1H21L20 0ZM78 2V1H77ZM75 3V0H74V3L76 4H74L73 2V4H74V6H76L78 9L80 8L79 6H81V5H79L80 3ZM149 2V3H150ZM155 2V3H156ZM159 2V1H158ZM223 2V4L225 3L224 2V0L222 1ZM222 2L221 3H219L218 1H217V3H219L220 4V6H222L221 4H222ZM227 2V1H226ZM43 3H44V1H43ZM63 3V4H62ZM83 3V2H82ZM89 3V2H88ZM118 3H119V1H118ZM118 3H116V7L115 8H117L118 7V5L120 6V3L118 4ZM130 3V4H129ZM132 3V4H131ZM238 3V2H237ZM6 4V3H5ZM24 4V3H23ZM29 4V3H28ZM32 4V3H31ZM45 4V3H44ZM50 4V3H49ZM49 4H48V1H47V6H46V8H51L52 6H53V4H52V6H51V4H50V6H49ZM70 4V3H69ZM78 4V5H77ZM146 4V3H145ZM159 4V3H158ZM211 5V7H215V8H218L217 6H219V5H216V3H215V5L213 6V4L212 3H210ZM226 4V3H225ZM231 5H232V3H230ZM234 4V3H233ZM15 5H17L16 4V2H15ZM14 5V6H15ZM18 5H20V4H18ZM59 5H58V8H56V9H58L59 10V8L61 7H59ZM82 5H84V4H82ZM111 5V6H112ZM141 5V4H140ZM162 5V4H161ZM172 5V4H171ZM171 5H170V7H171ZM175 6L177 5V4H174ZM174 5H173V8H174ZM235 5V4H234ZM12 6V5H11ZM10 6V7H11ZM31 6V5H30ZM44 6V5H43ZM42 6V7H43ZM68 6H71V4L70 5H68ZM74 6L72 5V7L74 8ZM92 5H90V6H88L87 4H86V7H91ZM110 5H109V7L108 6H106V8H104L103 7V9L104 10H102L101 9V7H102V5L98 8H95V7H93V9L91 10V14H90V17L88 18L87 16L89 15V14H87V13H89V12H87L86 13V11H88L89 9L88 8H86V9H88V10H81L82 9V6H81V8L78 10L77 8H74V9H77V11L75 10L74 12H75V14H73V15H75L76 17H77V15H79V16H82V17H84V16H86L85 18H84V22L86 21L87 22V24H86V22L84 23L80 18H79V16H78V19H74V20H77V22L76 21H74L73 22V20H70V22H69V25H67L68 24V22H66L67 20H69V19H67L65 22H66V24H65V22H60V20H59V23L60 24H65V26H68L69 27V34H70V36H72V38L71 39H69L67 42H66V40H65V42L66 43H61V42H59L58 41V43L57 44H55V47H54V51H53V45L51 46L50 44L52 43L53 44V42L55 41V42H57V40H58V38L59 37H56L57 39L55 40V37L54 38H52L53 37V34L59 29V26H58V21L56 22V20L57 19H54L55 20V22L57 23V24H55L54 22H52V23H54L55 24V26H51V23H50V27H48V29L49 28H51V29H49V30H53V31H55V32H53L51 35H52V37H51V39L50 40H54V41H51V43H49V42H47L49 45H47L48 46V48H49V46H51L49 49L50 50H52L51 52H50V50L48 51L49 52V55L51 54V53H55V55H57V53L59 54V51L61 50V51H63V50H65V48H71L70 50H67V51H65L64 53L66 54V52H71V55H73V58L72 57H70V58H68V56L70 55V54H66L67 55V60H68V62H70L71 63V61H73L74 60V63L76 64V62H77V60H80L81 62H83L84 60V62L86 63V61H87V63H89V65H87V67H88V71L86 70V72H88V74H89V76H91L92 77V79L93 80H95V83H99V85L101 86L102 84H103V82L100 84V80L101 79H105V78H103V77H106L107 76V74L109 73V71L113 68V64L112 63H115L116 62V60H115V62H113V60H110V62L112 61V63L110 64L108 61H106L105 59H103V55H104V52L101 50V49H98L97 48V46L99 45V43H98V41H97V38L98 39H100V41H101V37H100V34H99V31H97L98 32V34H96V33H94V28L96 27V29L97 30H99V22L101 21V17L103 16V15H106V13L107 14H109L110 13V10H112L111 12H113L112 13V16L114 15L115 16V14H114V8L112 9V8H110L111 7ZM137 6H139V5H137ZM145 6V5H144ZM147 6L148 5H146V7L144 8L145 9V12L144 13H146L147 11H148V8L150 7V9H151V7L153 6H151L150 4H149V6H148V8H147ZM160 6V5H159ZM158 6V7H159ZM164 6V8L165 9H167L166 8V5L164 4L163 5ZM178 6V5H177ZM40 6H36V8H39ZM62 7V8H63ZM71 7V8H72ZM121 7H123V5L122 6H120V8ZM132 7L130 8H128V10H131L132 9ZM142 7V6H141ZM154 8H156V10H159V9H161V6L158 8V7H156L155 5L153 6ZM210 7V8H211ZM228 6H226V8H227ZM232 7H233V5H232ZM235 7V6H234ZM233 7V13H234V9L236 8V7H239V6H237L236 5V7L234 8ZM242 6H240V8H241ZM244 7V6H243ZM12 8V7H11ZM16 8V7H15ZM30 8H32V6L30 7ZM73 8H72V10H73ZM92 8V7H91ZM90 8V9H91ZM136 8V9H135ZM146 8H147V10H146ZM163 7H162V10H164L165 12H166V10L164 9ZM172 8V7H171ZM170 8V9H171ZM220 8L221 7H219V11L221 12L222 10H220ZM230 9H231V7H229ZM227 9L228 11H230V9ZM248 8V7H247ZM246 8V10H249L250 11V9L248 8L247 9ZM9 10V12H10V8H7L6 7V10ZM22 9V8H21ZM35 7L33 8V11L31 10V12H34V11H38V9H35ZM43 9L44 8H42V11H43ZM54 10L53 8L52 9H50V14L51 13H53L52 11H55L54 13H58L59 11L58 10ZM64 9V8H63ZM100 9V10H99ZM106 9V10H105ZM118 9H119V7H118ZM134 10V15L132 16L133 18H134V16L135 15H138V14H135V13H140L141 11L139 10L140 8H137V7H134L133 8ZM169 8L167 9V11L168 10H170ZM222 9V8H221ZM237 9V8H236ZM8 10L6 11V13L7 14H9V12H8ZM15 10V9H14ZM22 10H24V9H22ZM52 10V11H51ZM108 10V11H107ZM116 10V9H115ZM123 10V9H122ZM128 10H126L127 11V15H125L127 18H128V21H132L131 19L132 18H130V20H129V17H128V15H132L133 13V11L131 12L130 11V13H129V11ZM138 10V11H137ZM141 10H143V8L141 9ZM227 10H225V9H223V11H225L224 13H226V15L223 13V12H221L222 14H224L225 16H226V18H228V19H230V17H231V21H232V19L235 21V19L237 20L236 22H238V20H240V19H242L241 17V15L243 14L242 13V11L244 10V8L242 9L241 8V10L238 8L237 10H235L236 11V13H238L239 12V15L238 14H236V13H234V15L237 17L238 16V18H236L235 16H230L229 17V15H228V13L229 14H231L232 15V12L230 13V12H226ZM239 10V11H238ZM245 10V12H246V14H247V12H249V11H246ZM37 11H36V13H37ZM41 10H39L38 12L39 13H41L40 12ZM47 11V12H46ZM45 12L46 13H48V10H46ZM61 11V10H60ZM64 11V10H63ZM79 11H81V13L79 12ZM85 11V12H84ZM101 11L103 12V13H101ZM106 13H105V12ZM121 11V10H120ZM136 11V12H135ZM140 11V12H139ZM150 11V10H149ZM148 11V12H149ZM153 11V10H152ZM160 11V10H159ZM164 11H162L161 13H163ZM219 11H217L218 13H216L215 15H217L218 16V14H221ZM238 11V12H237ZM0 12H1V10H0ZM72 12V11H71ZM77 12L79 13V14H77ZM82 12H84V15H82ZM116 12V11H115ZM143 12H141L140 14H139V17H142L144 20L147 18H149L148 16H150V15H148L147 13V17L145 18V15H144V13ZM157 12V11H156ZM4 13V12H3ZM6 13H4V15L6 14ZM17 13H18V11H15V12H12L11 14H13L12 16H16L17 15ZM22 13H24V12H22ZM35 13V16L38 18V16H39V14H36ZM45 13V14H46ZM63 13V12H62ZM61 13V14H62ZM86 13V14H85ZM119 13V12H118ZM118 13H116L117 14V16L118 17H121L123 14L122 13H124V12H120L119 13V15H118ZM124 13V14H125ZM152 13V12H151ZM153 13H155V12H153ZM179 13V12H178ZM242 13V14H241ZM45 14H41L40 16H44ZM66 14H69V13H66ZM81 14V15H80ZM102 14V16L100 17V15ZM120 14H122V15H120ZM180 14V13H179ZM222 14H221V16H222ZM241 14V15H240ZM249 14V13H248ZM26 15H28V14H25V17H26ZM32 15H34V14H32ZM47 15H49V14H47ZM72 15V16H73ZM109 15H111V13L109 14ZM257 15V14H256ZM2 16V15H1ZM7 16V15H6ZM5 16V17H6ZM12 16H11V18H12ZM30 16V15H29ZM34 16V17H35ZM40 16H39V18H40ZM125 16H123V23L126 25L127 23L129 24V22L127 21V18L125 19ZM182 16V15H181ZM221 16H219L221 19H217V20H213L212 19V21H213V23H212V21H210L212 24H213V27H212V25H210V23H209V26H211V27H209V30H210V28H212V30L210 31V33L212 34V32H213V36H211V37H215V39L217 40H219V41H221V39H223L224 38V34L222 33V32H219V33H217V34H214V32H216L215 30V27L216 26H218L219 24H222V23H220V21L222 20V17ZM25 17H24V19H25ZM32 18H33V16H31ZM36 17H35V19H36ZM48 17H50V16H47V18H46V16L45 17H41L40 19L41 20H43V21H46L47 19H48ZM131 17V16H130ZM151 17V16H150ZM166 17H168V16H166ZM185 17V16H184ZM216 17V16H215ZM218 17V18H219ZM251 17V16H250ZM8 18V17H7ZM6 18V19H7ZM21 18H23V17H21ZM32 18H31V20H32ZM44 18V19H43ZM52 17H50L49 18V21H50V19H51ZM87 18V19H86ZM157 18V17H156ZM190 18V17H189ZM188 18V19H189ZM214 18V17H213ZM240 18V19H239ZM5 18H3L2 19V21L3 20H6ZM19 20H20V17L18 18ZM46 19V20H45ZM70 19H72V18H70ZM79 19H80V21H79ZM86 19V20H85ZM139 19H141V18H138V20ZM143 19H141L142 21H144ZM150 19V18H149ZM166 19V18H165ZM191 19H192V17H191ZM246 19H247V17H246ZM34 20V19H33ZM32 20V21H33ZM40 20V21H41ZM137 20V21H138ZM141 20H139L140 22H141ZM1 21V20H0ZM18 21V20H17ZM29 21H30V19H29ZM27 19H26V22L27 23H29L30 24V22H29ZM36 21V20H35ZM136 21V23H140V22H137ZM233 21V24H235L236 22H234ZM250 21L252 22V20H249V23H250ZM39 22V19L36 21V23H37V27L39 26L40 27V25H41V22L40 23H38ZM48 22V21H47ZM74 23V24H72V23ZM118 22V21H117ZM115 23V25L116 24H118V23ZM19 23V21L16 23V25ZM23 23H24V20L22 21V25H23ZM26 23V24H27ZM43 23H45L44 25H46L47 23L46 22H43ZM224 23L226 24V23H228V21L226 20V22L224 21ZM231 23V22H230ZM229 23V24H230ZM239 23H241V24H238V23H236V24H238L239 26H238V31L236 30V25H235V30L233 29L234 27H232V24H230L231 25V27H229V28H231V30H230V32L233 30V34H236V32L237 33H239V30H241L242 29V27H243V29H242V32H243V30H245V34H249V32L248 31H246V28H244V25H246V24H248L247 26H248V28H249V23H245V24H243L244 23V21L243 22H241V20H240V22ZM25 24V23H24ZM25 24V25H26ZM29 24H28V26H29ZM40 24V25H39ZM59 24V25H60ZM119 24H121V23H119ZM117 25V27L119 26H122V25ZM127 24V29L125 28V29H123L124 27H126V26H124L123 28H121V32L123 33H121L122 34V36H119L120 35V29H119V27L117 28L116 26H112L113 27V29L116 27V29L118 30H116V31H114L113 29H112V27H110V30H109V27H108V25H105V27L106 28H103V29H106V32H107V29L109 30V32L111 31L112 33L114 32V33H116L117 32V34H118V39L119 38H121V37H123L124 38V32H126L125 30H128V28H130V29H132L133 27L132 26H130L129 27V25H131L132 24V22L128 25ZM170 24V23H169ZM178 24V23H177ZM225 24H222V25H224L222 28H224V30H225V28H227V27H225ZM253 24V23H252ZM20 25L21 24H19L18 26L20 27ZM21 25V26H22ZM49 24H47L45 27H47ZM74 26L73 28H71V29H73V30H70V27L71 26ZM222 25H220L219 27H221ZM18 26H17V28H18ZM34 26V24H33V22H32V29H34L36 32H34V33H36L37 35L38 34H41V32H37L38 30L39 31H41L42 29H39V27L37 28V29H35V26ZM62 26V25H61ZM168 26V25H167ZM16 27V26H15ZM23 27H26V26H24L23 25ZM104 27V26H103ZM136 27H137V24H136ZM160 28L161 27H163V26H159ZM218 27V28H219ZM251 27V26H250ZM22 28V27H21ZM26 28H28V27H26ZM26 28H24V30H23V28H22V31L20 32L18 29V31H19V34L21 33L22 34V32L24 31L25 33H27L28 32V30L26 29ZM41 28H43L42 26H41ZM56 28H58L57 30H55ZM155 28H157V27H155ZM217 28V27H216ZM217 28V32H218V29ZM26 29V30H25ZM46 29V28H45ZM113 31H112V30ZM123 29V30H122ZM133 29H135V27L133 28ZM143 29V28H142ZM147 29V28H146ZM221 29V28H220ZM250 29V28H249ZM66 30V29H65ZM156 30V29H155ZM229 30V29H228ZM248 30V29H247ZM32 32H33V30H31ZM30 30H29V32L30 33H28V34H30V35H28V34H26L27 35V37H28V39H29V36H32L31 35V32ZM58 31H60V30H58ZM57 31V32H58ZM70 31H72V32H70ZM105 31V30H104ZM141 31H143V30H141ZM160 31V30H159ZM220 31V30H219ZM223 31V30H222ZM236 31V32H235ZM45 32V31H44ZM52 32V31H51ZM66 33L65 31H62V32H60V33H62V37H63V34L64 33ZM101 32V31H100ZM105 32V33H106ZM108 32V33H109ZM109 33V34H111L112 36H113V34L112 33ZM229 31L226 33V38H227V40H226V38H224L225 39V41L223 40V42L226 44V45H231V44H233L236 40L238 41V38L236 37V35L234 36V37H232L233 35H231L230 37H229V35H227L228 33L229 34H232V33H230ZM24 33V34H25ZM43 33V32H42ZM49 33V32H48ZM68 33V32H67ZM71 33H72V35H71ZM175 33V32H174ZM220 33H222L223 34V38L219 35ZM15 34V33H14ZM20 34V35H21ZM116 34V35H117ZM209 34V33H208ZM240 34H244V33H240ZM16 35V34H15ZM25 35V36H26ZM35 35V34H34ZM102 35V34H101ZM104 36L106 35L107 36V34H103ZM111 35H108V36H111ZM166 36H167V34H165ZM210 35V34H209ZM208 35V36H209ZM25 36H23V38H25ZM36 36V35H35ZM35 36H33V37H35ZM64 36H65V34H64ZM66 36H67V34H66ZM103 36V37H104ZM105 36V41L103 40V42H105V44H107V42H108V44H107V46L108 45H110V43H109V41H108V37H106ZM149 36V35H148ZM163 36V35H162ZM166 36L164 37V38H166ZM238 36H240V35H238ZM245 36H247V35H245ZM22 37V36H21ZM26 37V38H27ZM102 37V38H103ZM115 37V36H114ZM176 37V36H175ZM210 37V36H209ZM210 37V38H211ZM229 37V38H228ZM14 38H16L15 36H14ZM13 38V39H14ZM63 38H66V37H63ZM160 38V37H159ZM168 38H170L171 39V36L169 35V37ZM236 40H235V39ZM247 38V37H246ZM19 39V38H18ZM67 39V38H66ZM118 39H115V40H117V42H118ZM161 39V41L163 40L162 38H160ZM170 39H169V41H170ZM175 39V38H174ZM173 39V40H174ZM176 39L177 40H179L177 37H176ZM214 39V38H213ZM241 39V38H240ZM243 39V38H242ZM241 39V40H242ZM244 39H245V37H244ZM243 39V40H244ZM23 40V39H22ZM35 40V41H34ZM63 40V41H64ZM115 40H114V42H115ZM130 40V39H129ZM168 40V39H167ZM177 40H175L174 42H177ZM217 40V41H218ZM255 40V39H254ZM21 41V40H20ZM26 41V40H25ZM33 41L34 42H36L37 41V38L35 39H33ZM94 41H97V42H94ZM128 41V40H127ZM131 41V40H130ZM148 41H149V39H148ZM152 41V40H151ZM236 41V42H237ZM11 42V41H10ZM23 42V41H22ZM26 42H29V40L28 41H26ZM32 42V41H31ZM111 42H113V41H111ZM117 42H115V46H114V44H113V46L117 49V52H118V50H120L121 48H123V47H128V46H125L123 43H121L120 41H119V43L120 44H123L122 45V47L121 46H119V48L118 47H116V44H119V43H117ZM147 42V41H146ZM152 42H154V41H152ZM167 42V41H166ZM216 42V41H215ZM262 42V41H261ZM2 43V41L0 42V44ZM36 43H38V41L36 42ZM46 43V44H47ZM163 43H165V39H164V42H161V44H163ZM168 43V42H167ZM178 43V42H177ZM224 43H223V45H224ZM10 44V43H9ZM16 44H18V43H16ZM20 44H22L21 42H20ZM27 44V43H26ZM35 44V43H34ZM39 44V43H38ZM98 44V45H97ZM103 43H102V41H101V44L100 45H102ZM130 44V43H129ZM219 44V43H218ZM222 44V43H221ZM23 45V44H22ZM28 45V44H27ZM37 44H35V46H36ZM104 45V44H103ZM102 45V46H103ZM111 45H112V43H111ZM166 45H169V43L168 44H166ZM225 45V46H226ZM1 46V45H0ZM9 46V45H8ZM18 46V45H17ZM24 46H26V45H24ZM68 46V47H67ZM101 46V47H102ZM112 46V47H113ZM177 46H178V44H177ZM259 46H261V45H259ZM30 47V45L29 46H27V48H29ZM100 46H99V48H101ZM18 48H19V46H18ZM17 48V49H18ZM32 48V47H31ZM30 48V49H31ZM35 48H38V47H35ZM115 48H111V50L112 49H114V51H115ZM167 48V47H166ZM9 49V48H8ZM29 49V50H30ZM109 49H110V47H109ZM125 49V52L127 53V51H129V49H130V47H129V49H127V48H124ZM147 49H148V47H147ZM154 49V48H153ZM212 49V48H211ZM211 49H209L210 51H212ZM15 51L14 52H16V49H14ZM19 50H20V48H19ZM18 50V51H19ZM99 50V51H98ZM127 50V51H126ZM140 50V49H139ZM152 50V49H151ZM162 50V49H161ZM166 50V49H165ZM179 50V49H178ZM252 50V49H251ZM18 51H17V53H18ZM101 51H102V53H101ZM148 51V50H147ZM150 51V50H149ZM9 52V51H8ZM98 52H100V53H98ZM131 52H133V51H131ZM146 52V51H145ZM156 52V51H155ZM213 52V51H212ZM215 52V51H214ZM16 53V54H17ZM19 53H22V51H20ZM61 53V52H60ZM122 53V50H121V52L119 53V54H121ZM126 53H124L123 55H124V57H125V54ZM63 54V52L60 54V55H62ZM129 54V53H128ZM128 54H126V56L128 57ZM131 54V53H130ZM133 54V53H132ZM131 54V55H132ZM150 54V53H149ZM249 54V53H248ZM9 55V54H8ZM22 55H23V53H22ZM21 54H18V55H16L14 58H12V59H14V61H11V63L10 64H13V65H15V62H16V60H18L19 62L21 61L22 63H23V61L25 62L26 61V63H23L24 65L26 64V65H28V62H30V60H32V59H34V58H32V56H29V57H26L27 58V60H24L23 59V56H22ZM39 55V54H38ZM122 55V56H123ZM139 55V54H138ZM151 55V54H150ZM211 55H212V53H211ZM210 54H209V56H211ZM245 55V54H244ZM6 56V55H5ZM10 56V55H9ZM13 56H14V54H13ZM25 56H28V55H24V57ZM50 56H52V55H50ZM58 57H59V55H57ZM56 56V58H58ZM122 56H120L119 55V57H121V59H122ZM154 56V55H153ZM160 56H161V54H160ZM169 56H171V55H169ZM179 56V55H178ZM8 57V56H7ZM46 59H49V58H51L52 59V57H49L48 55H46ZM117 57V56H116ZM127 57H125V59H127ZM151 57V56H150ZM213 57V56H212ZM28 58H30V59H28ZM105 58V57H104ZM145 58V57H144ZM147 58V57H146ZM253 58H255V57H253ZM4 59V63L7 61L6 59L7 58H2V59H0V63H2L3 60ZM43 61H45L46 59L45 58H41ZM45 59V60H44ZM51 59H49V61H47V62H49L50 63V61H51ZM69 59L71 60V59H73V60H71V61H69ZM93 59H98L97 61L95 60H93ZM6 60V61H5ZM34 60H36V59H34ZM38 60V59H37ZM37 60L36 61H34L35 63H34V67L36 66L37 67V65L39 64V63H37ZM40 60V59H39ZM54 60V59H53ZM51 61V64H49L50 66L49 67H51V66H53V67H56V66H54V65H52V64H54V61ZM66 60V61H67ZM76 60V61H75ZM83 60V61H82ZM147 60V59H146ZM2 61V62H1ZM46 61L45 62H43V63H45L43 66H42V68H44V66L46 65V64H48V63H46ZM59 61V60H58ZM58 61H56L55 62V65L57 64V62ZM94 61V62H93ZM10 62V61H9ZM8 62V63H9ZM19 62H18V64H19ZM41 62V61H40ZM53 62V63H52ZM139 62V61H138ZM158 62H159V60H158ZM175 62V61H174ZM189 62V61H188ZM248 62H249V59H248ZM4 63H2V64H0V65H3ZM31 63L33 64V61H31L29 64H30V66H32L31 65ZM43 63H40V65H42ZM70 63L68 64V66L70 65ZM145 63V62H144ZM151 63V62H150ZM186 63H187V61H186ZM191 63H192V61H191ZM190 63V64H191ZM18 64H16L15 66H18ZM23 64H21L20 63V70L21 69H23L22 67L24 66ZM75 64H74V66H75ZM127 64V63H126ZM158 64V63H157ZM189 64V63H188ZM188 64H186V65H188ZM190 64L188 65L190 68H191V66H190ZM193 64V63H192ZM6 65H7V62H6ZM23 65V66H22ZM63 65H65L66 66V62L64 63V64H62L61 66H62V68H63V71L65 70L64 68H66L65 66H63ZM181 65V64H180ZM29 66V67H30ZM61 66L59 67L60 68V71H61ZM74 66L73 67H71V66H69L68 67V69H72V68H74ZM83 66V65H82ZM151 66H152V64H151ZM154 66V65H153ZM182 66V65H181ZM3 67H4V65H3ZM19 67V66H18ZM35 67V68H36ZM48 67V65H46V68ZM76 67V66H75ZM77 67H79V65L77 66ZM146 67V66H145ZM189 67H188V70H189ZM8 68V67H7ZM24 68H26L25 70H27V66L26 67H24ZM35 68H34V70H35ZM46 68H44V69H46ZM59 68H50V70L51 69H54L53 71H55V69H56V71H58L57 73H56V71L54 72L55 73V75H57L58 73H59ZM157 68V67H156ZM159 68V67H158ZM173 68H175V67H173ZM187 68V67H186ZM29 69V68H28ZM31 69H33V67L32 68H30V70ZM67 69V68H66ZM192 69V68H191ZM194 70H195V68H193ZM202 69V68H201ZM2 70H3V68H2ZM5 72H6V67H5ZM11 71H12V69H10ZM24 70V69H23ZM30 70H29V72H30ZM47 70V69H46ZM77 70V69H76ZM79 70V72L81 71L80 69H78ZM77 70V71H78ZM199 70V69H198ZM7 71H9L8 69H7ZM48 72H49V70H47ZM63 71L62 72H60V73H63ZM69 71H71V70H69ZM171 71V70H170ZM185 71H187V69H185ZM197 71V70H196ZM4 71H2V73H3ZM39 73V71L36 69L35 71H33V73ZM47 72V73H48ZM83 72V71H82ZM85 71H84V73H86ZM156 72V71H155ZM154 72V73H155ZM195 72V71H194ZM1 73V72H0ZM27 73V72H26ZM31 73V72H30ZM29 73V74H30ZM40 73H42V72H40ZM40 73L38 74V75H40ZM59 73V74H60ZM66 73V72H65ZM71 73H73V72H71ZM81 73V72H80ZM83 73V74H84ZM145 73V72H144ZM187 73V72H186ZM190 73H191V70H190ZM206 73V72H205ZM7 74V73H6ZM59 74H58V76H56L58 79H59V81H60V78H59ZM64 74V73H63ZM67 74V73H66ZM75 74V73H74ZM128 74H130V73H128ZM199 74H200V71H199ZM31 75H32V73L30 74V76L29 77H31ZM34 75V76H33ZM32 75V77L31 78H33V77H36L35 76V74H33ZM48 75H49V73H48ZM70 75V74H69ZM80 75V74H79ZM115 75H117V74H115ZM114 75V76H115ZM194 75V74H193ZM196 75H197V73H196ZM203 75V74H202ZM4 76H5V74H4ZM4 76L2 77V79L4 78ZM41 76V75H40ZM50 76H52V74H50L49 76H48V78L50 77ZM72 76V75H71ZM88 76V77H89ZM183 76V75H182ZM244 76V75H243ZM6 77V76H5ZM42 77L44 78V77H46V76H44V74H42ZM42 77H40V80H39V84L41 83V85H43V84H45L44 82L45 81H47L48 79H46V78H44V79H41ZM74 77V76H73ZM77 77V76H76ZM85 77H87V76H85ZM90 77V78H91ZM173 77H174V75H173ZM199 77V76H198ZM197 77V78H198ZM38 76H37V79H35V78H33V79H29V78H27V79H29V80H33V82H35V84H37L36 82V80H38ZM81 78V77H80ZM79 78V79H80ZM107 78V77H106ZM172 78V77H171ZM0 79H1V77H0ZM1 79V80H2ZM6 79V78H5ZM50 80L52 79V77H50L49 78ZM58 79H57V81H58ZM62 79V78H61ZM68 79V78H67ZM74 79V78H73ZM73 79H71V85L73 86L76 82L74 81H72ZM91 79V80H92ZM138 79H139V77H138ZM137 79V80H138ZM242 79V78H241ZM8 79H6V80H4V81H6L5 83L3 82L2 83V85L3 84H6V83H10L9 85L10 86H12V83L11 82H8L7 81ZM42 80H45V81H43L42 82ZM50 80H48V82H51ZM69 80H70V78H69ZM91 81V82H94V81ZM136 80V81H137ZM189 81H190V79H188ZM195 80V79H194ZM27 81V83L29 82L28 80H26ZM26 81L24 82V83H26ZM41 81V82H40ZM57 81H55L54 80V82H57ZM59 81H58V83H59ZM103 81V80H102ZM130 81V80H129ZM135 81V79L133 80L132 79V81L131 82H134ZM151 81V80H150ZM150 81H149V78H147V77H143V78H140L139 80H138V86H137V84H135V86L133 85V83H130V82H126V83H129L130 85L132 84V88H133V93H132V95L133 96H131V100L133 101L131 104H124L125 106H123V103L121 102V104H118V103H120V102H117V101H119L120 99H118V98H116V99H118L117 101H115V99H113L114 97H112V99L110 100L111 102H112V105L113 106H110L111 107V109H110V107H109V105L107 104L106 106L107 107H109L108 109H107V107H104L105 108V114L103 113V111H101V110H103L104 108H101L99 105L101 104V106H102V104H104V102H107L108 103V101H109V98H111V96H110V89L111 88H113V86L115 85L116 87H118L117 89H116V87H115V89L116 90H114V91H117V92H114L113 93V95H115L116 96V93H118L119 91L120 92H122L121 90H122V84L123 83H125V81H123V82H121V83H119L120 85H122L121 87H120V85L119 84H116V83H114V85L113 84H111V85H113L112 87L110 86H108L110 89H108L107 88V85H109V83H112V82H105V80H104V82H105V84H107L105 87H100L98 84H97V86H99V87H93V88H90V87H88V88H90V89H87V91H86V89H84L83 90V88L84 87H81V90H80V87H79V89L77 90H74V86H73V90H72V88H71V86H69L70 85V83L68 82V83H64V84H61V82H60V84L63 86L64 85V87H66V85H68L67 86V89L68 90H70L69 88H71V90L73 91H68L67 90V92H68V95L70 94L71 95V93H79V91H81V94L83 95L84 94V96L83 97H81L82 99L83 98H85L84 99V102H85V100H86V103L85 104H83L84 102L81 100H79L77 97L80 95H77V94H75V95H72V96H76V97H73V98H77V99H73V100H75L77 103H79V105L77 106L76 105V110H75V107H74V110L72 111V112H74V113H78V114H81L80 112H83V114L82 115H84V114H94V112L95 111H98V115L102 112V114H104L102 117H101V115L99 116V118L101 117L102 118V123H101V125L102 126H105V128H103V130L104 129H106V132H107V130L109 131V134H108V138H105V140L107 139V142H108V146H110V148L107 150V151H104L103 152V154H102V160H96V161H93V163H85V165L83 164V166H82V169L80 170L81 171V173H80V175H76V176H74L73 178H68L67 180H68V182L67 183H70V184H68V186L69 185H71V189H73V190H75V192H76V189L78 190V188L79 189H81V190H85L86 188H88V190H86V191H83V192H81L80 190H78L77 192H79V193H74L73 194V192L74 191H71L70 193H68L67 194V196H68V200H69V203H67V206L64 208V207H62L63 209H61V207H59V206H56L57 208H54V209H52V208H49L48 207V203H47V200H49L50 199V197L51 196H53L54 195V193H52L51 192V189L49 190L48 189V187H49V185L51 184V182L53 181V179H54V177L53 178H51V175H52V173L50 174L49 172H50V170H48L49 168H45L44 166H45V164H43L42 162L40 163L39 162V164H43L44 166H41V165H39L38 164V166H36L33 162L35 161H33L32 163L30 162L31 161V157L33 156V155H38V156H40L41 157V159H43V161H44V163L46 162V164L48 163L49 165H50V163L52 162V161H54V158H56V157H59V156H61V155H63V154H59L61 151L65 154V151H67V149L65 148V146H64V148L66 149V150H64L63 148H62V146H60V148H59V146H57V145H59V143L58 142H54L53 140H49V143H50V141L52 142V144L50 145V144H48L49 145V147H50V149H49V147H47L48 148V150H47V148L44 150L43 149V151H41V150H39L38 152H36L35 151V149L34 148H32V144L34 145V144H36V141L35 142H33L34 141V139H35V134L37 133H35V131H33V128H32V126L30 127V125H32V124H34L35 125V123H33L32 121H31V119H30V121L28 120V122L25 120V118L24 117H26V116H28L27 114H26V116H24L23 114H22V109H24V111L26 110V112H28V111H30V110H32L35 106H34V104L33 105H31L30 103L31 102H33V99H34V97L33 98H31L32 99V101H31V99H30V103H29V99H28V104H29V107H26V104H25V98L23 99L24 100V102L22 101L21 102V106L20 105H18V107H20V112H19V108H18V111L16 112L15 111V113H13L12 114V116H10L6 121H1V123H0V135H1V133H2V131H3V129H5V130H7L6 131V135L4 136V137H2L1 139H0V264H24V262L27 260V259H29V258H32V257H35V256H39V258H40V263L39 264H75V262L76 261H79V262H86L85 261V257H86V255L87 254H89V255H91L93 252H94V247H95V245H96V243L100 240L99 238H104V236H102L103 234H105V233H108V232H110L109 231V228H108V226L107 225H105L106 226V229L104 230V228H99V229H102V230H99L98 228H97V226H98V223H97V226H96V221H97V219H100V217H101V210H102V207L103 206H107V205H109V203L111 204V205H113V204H116L115 202H117V199H118V197H117V194H119V193H115V194H113L112 192H113V190H114V192H115V188H117L118 186H117V184H119V181L121 180V179H123V178H126V176H127V172L125 173L124 171L125 170H123L122 169V164H121V161H122V159L120 158V155H124V157H125V159H127V163L128 164H132V165H135V163L136 162H138L137 160L139 159L138 157V154H141V153H143V154H145L144 152H142V151H140L139 149H138V151H137V144L139 145L140 144V142L139 143H137L138 142V139H141V141L143 140L142 139V137L145 139V136L144 135H149V137H150V134H149V132H151L150 130H151V128L148 126H146L142 121H141V118H142V116L140 115V111H139V108L137 107V104L139 105V103L140 104H142V103H147V105L149 106V107H151L152 109H153V113H156V114H158V111H159V113H161V116L163 117V114H162V112H161V109H162V107H164L163 108V110H165V106L167 107V108H169L170 106L172 107V108H170V110L172 109L173 110V106L175 107V105L178 103V93L179 92H181V90L186 86V82L184 81V80H182V81H180L179 82V84H175V86L174 87H172V86H170L169 85V83H167V81L166 80H161V83L160 82H158V83H154V84H152V83H150ZM263 81V80H262ZM1 82V81H0ZM32 82V83H33ZM47 82V83H48ZM74 84H73V83ZM191 82V81H190ZM195 82H197V81H195ZM15 83V82H14ZM13 83V84H14ZM24 83H22L23 84V86L25 85ZM58 83H55L54 85H56V84H58ZM78 83V82H77ZM8 84H6L5 86H4V88L2 87V89H4V90H2L1 92V94H0V103L1 104H3L4 106H2V107H6L5 106V104H7L8 103V105H10V101H12V97L10 96V94H11V92H13L12 90L14 89V88H11L10 86H8ZM22 84H21V86H22ZM29 84V86H27V87H30V85H32L31 83H28ZM27 84V85H28ZM66 84V85H65ZM92 84V83H91ZM129 84H126V85H129ZM159 84H161L160 86H162V87H160L159 86ZM188 84H189V82H188ZM41 85H39V86H41ZM49 85V86H48ZM48 85H46V86H48V87H50V83H48ZM52 86L51 87H53L52 88V91H53V89H54V85H53V83L51 84ZM61 85H58V86H60V87H62ZM78 85V84H77ZM96 85V84H95ZM118 85V86H117ZM191 85H193V83L191 84ZM190 85V86H191ZM36 86V85H35ZM45 86V85H44ZM45 86V87H46ZM57 86V87H58ZM125 86V85H124ZM158 86H159V88H158ZM1 87V86H0ZM18 87V86H17ZM19 87H20V83H19ZM50 87V88H51ZM56 87V86H55ZM121 88V90H120V88ZM21 88V87H20ZM19 88V89H20ZM47 88V87H46ZM49 88V89H50ZM76 88H78V86L76 87ZM239 88V87H238ZM28 89V88H27ZM56 89V88H55ZM54 89V91H56ZM114 89V88H113ZM119 89V90H118ZM83 90V91H82ZM24 91H25V87H24ZM50 91H51V89H50ZM51 91V92H52ZM53 91V92H54ZM57 91H59V88H57ZM56 91V92H57ZM76 91H78V92H76ZM113 91V90H112ZM50 92V93H51ZM55 92V93H56ZM70 92V93H69ZM84 92V93H83ZM47 93H48V91H47ZM55 93H51L52 94V97L54 98V96H55ZM58 93V92H57ZM56 93V94H57ZM47 95H49V94H44L43 96H42V98H43V100H42V98L40 97V96H38V97H40L41 98V100H40V103H45L44 104V108L46 109V107H45V105L46 104H48V102H46L47 100L49 101V99L46 97ZM54 95V96H53ZM67 95V96H68ZM66 96L67 97V99H69V97H70V99L69 100H72V96ZM82 95H80V96H82ZM107 95V99L108 100H106L105 101V96ZM22 96V95H21ZM108 96H110L109 98H108ZM254 96V95H253ZM258 96V95H257ZM37 97V98H38ZM123 97H124V95H123ZM123 97H121V98H123ZM251 97V96H250ZM36 98V99H37ZM252 98V97H251ZM36 99H34V100H36ZM46 99V100H45ZM65 99V98H64ZM242 99V98H241ZM260 99V98H259ZM14 100V99H13ZM38 100H39V98H38ZM19 101V100H18ZM21 101V100H20ZM44 101V102H43ZM52 101H53V99H52ZM113 101H114V103H116L117 104V106L113 103ZM183 101H184V99H183ZM249 101H250V99H249ZM36 102H37V100L35 101V105H37V104H39V103H37L36 104ZM39 102V101H38ZM82 102V103H81ZM189 102V101H188ZM252 102H253V100H252ZM256 102V101H255ZM254 102V103H255ZM52 103V102H51ZM134 103V104H133ZM176 103V104H175ZM185 103V102H184ZM193 103V102H192ZM248 103V102H247ZM260 103V102H259ZM258 103V104H259ZM50 104V103H49ZM97 104H98V106H97ZM179 104V103H178ZM186 104V103H185ZM184 104V105H185ZM256 104V103H255ZM254 104V105H255ZM7 105V106H8ZM85 105H87L86 107H84ZM96 105V106H95ZM116 107H115V106ZM122 105V106H121ZM173 105V106H172ZM180 105V104H179ZM34 106V107H33ZM81 106V107H80ZM95 106V107H94ZM104 106H105V104H104ZM121 106V107H120ZM143 106V105H142ZM247 106H248V104H247ZM258 106V105H257ZM1 107V106H0ZM0 108V109H3V108ZM32 107V108H31ZM49 107V106H48ZM51 107H52V111L54 112V110H56L55 108L56 107H54L53 106V104L51 105ZM80 109H79V108ZM88 107V109H90L91 107V112L90 111H88V112H86L85 110H86V108ZM96 107H98V109L96 108ZM100 107V108H99ZM114 107L116 108V109H114ZM177 107V106H176ZM230 107V106H229ZM252 107V106H251ZM7 108V107H6ZM12 108V107H11ZM27 108V109H26ZM28 108H30V110L28 109ZM50 108V107H49ZM49 108H48V111H49ZM81 108H83V109H81ZM85 108V109H84ZM97 110H96V109ZM145 109H146V106L144 107ZM148 108V107H147ZM246 108V107H245ZM244 108V109H245ZM43 109V108H42ZM41 109V113L43 112V110ZM44 109V110H45ZM54 109V110H53ZM77 109H79V111L77 110ZM101 109V110H100ZM144 109V110H145ZM34 110V109H33ZM47 110V109H46ZM80 110H83V111H80ZM100 110V111H99ZM146 110H148V109H146ZM171 110V111H172ZM1 111V110H0ZM67 111V110H66ZM78 111V112H77ZM94 111V112H93ZM166 111H168V109L166 110ZM202 111V110H201ZM245 111V110H244ZM31 112V111H30ZM38 112V111H37ZM53 112H51V113H53ZM180 112V111H179ZM178 110H176V112H175V116H176V114H177V116H179L178 115ZM246 112V111H245ZM34 113V112H33ZM36 113V112H35ZM35 113L34 114H32V115H35ZM39 114V112L37 113L38 115H39V117L42 115V116H44V118H42V120L43 121H45L46 120V117H48V116H46V114L47 115H49V114H51V113H49V112H46V114H45V112H43V114ZM74 113H72V114H74ZM142 113V112H141ZM166 114H168L167 112H165ZM171 113V112H170ZM244 113V112H243ZM1 114V113H0ZM24 114H25V112H24ZM36 114V115H37ZM62 114V113H61ZM256 114V113H255ZM60 115V114H59ZM222 115V114H221ZM252 115V114H251ZM1 116V115H0ZM154 116H156L155 114H154ZM167 116V115H166ZM165 116V117H166ZM176 116V117H177ZM252 116H254V114L252 115ZM38 117V116H37ZM37 117H35L34 116V118L36 119ZM72 117V116H67V118L68 119H70V118ZM250 116H248V118H249ZM66 118V119H67ZM152 118V117H151ZM168 118V117H167ZM253 118V117H252ZM260 119H258V117H257V119H251V120H254V121H252L251 122V120H250V118H249V122L250 123H248V124H246V125H243L242 126V129H241V138H243V140H242V145H244V148H242L243 146H241L240 148H241V151H243V155L242 154H240V155H242V156H244L245 154H244V152L245 153H247L246 155H248L249 154V150H250V152H251V150L252 149H254L255 148V146L256 147H258V145L261 143V141H260V143L258 142L259 141V139H258V137H260L259 135L261 134V132L262 131H264V122H262L263 120L261 119V118H264V117H262V116H260L259 117ZM27 119V118H26ZM29 119V118H28ZM72 119V118H71ZM154 119V118H153ZM155 119H158V120H160L159 121V123H160V127H161V118H160V116L158 117V116H156V118ZM171 119H172V117H171ZM170 119V120H171ZM174 119V118H173ZM158 120H157V122H158ZM167 121L166 120V122L167 123H169V122H171V121ZM260 120V121H259ZM262 120V121H261ZM36 121V120H35ZM34 121V122H35ZM47 121V120H46ZM45 121V122H46ZM172 121H176V119L175 120H172ZM31 122V123H30ZM39 122H41V121H39ZM38 122V123H39ZM261 122H262V124H261ZM47 123V122H46ZM46 123H44L45 125H46ZM98 123H100V122H98ZM154 123V122H153ZM159 123H157V127H158V130H160L159 129V126H158V124ZM215 123V122H214ZM260 123V124H259ZM104 124V125H103ZM155 125H156V123H154ZM154 124H153V126H154ZM44 125V126H45ZM54 125V124H53ZM99 125V124H98ZM168 124H166V126H167ZM78 125H76L74 128L73 127H71V129L69 130V132H71V131H77V129H76V127H77ZM81 126V125H80ZM153 126H152V132L154 131V129H153ZM164 126H165V124H164ZM165 126V128H164V130L163 131H160V132H164L165 130H168V127H166ZM169 126V125H168ZM173 126V125H172ZM31 128V132L33 131V133L32 134H34V135H32L31 134V132H30V128ZM84 127V126H83ZM89 128V125H87L86 126V128L84 127V129L85 130H83L82 129V127L81 128H79L78 127V132L77 133H83V131H85V134H87L86 132L87 131H89L88 130V128ZM92 126H90V128H91ZM95 127V126H94ZM101 127V126H100ZM156 126H154V128H155ZM157 127H156V129H157ZM29 128V129H28ZM45 129L47 128V126L46 127H44ZM73 128V129H72ZM99 128V127H98ZM97 128V129H98ZM148 128V129H147ZM149 128H150V130H149ZM167 128V129H166ZM172 129H173V127H171ZM171 128H170V130H171ZM34 129H36V127H34ZM48 129V128H47ZM83 131H82V130ZM96 129V130H97ZM194 129V128H193ZM55 130V129H54ZM54 130H53V132H54ZM68 130H67V133H68ZM79 130H81L80 132H79ZM149 130V131H148ZM158 130H156V131H158ZM44 131H46V130H44ZM92 131H95V129H93ZM174 131V130H173ZM182 131V129L180 130V134L181 133H183V132H181ZM183 131H185V130H183ZM155 132V131H154ZM153 132V133H154ZM159 132V131H158ZM158 132H155L156 134L158 133ZM159 132V133H160ZM67 133H64V134H66V136H65V139H66V141H61V143H63L64 144V142H65V145H67V144H69L70 146L72 145V141H73V144H75L76 142H75V137H77V136H79V134H76V132L75 133H72L73 134V136H75V137H73L72 136V134H70V135H68ZM93 133V132H92ZM92 133H90L91 134V136H90V139H88L89 137H85L86 135L83 133L82 135V137H85L86 138V140H85V138H82V140H79V142L80 141H83V142H80L79 143V145L78 144H76V145H78V148L79 149H81L80 151H79V153L81 154H85V156H86V153H89L90 151L89 150H92L93 148L95 149L96 147H97V145H96V143H95V141H96V138L94 139V138H91L92 137V135H94V134H92ZM97 133V132H96ZM102 133V132H101ZM168 132H164V134L165 135H163V137L166 139V134H167ZM260 133V134H259ZM264 133V132H263ZM100 133H98V135H99ZM253 134H255V137H253L254 135ZM45 135V134H44ZM67 135H68V137L70 136L71 138H72V140L70 139V137L68 138L67 137ZM77 135V136H76ZM96 135V134H95ZM104 135V134H103ZM159 135V134H158ZM158 135H156V137L158 136ZM161 135H162V133H161ZM172 135V134H171ZM193 135V134H192ZM253 135V136H252ZM38 136V135H37ZM89 136V135H88ZM154 136V135H153ZM152 136V134H151V137L150 138H152L153 137ZM170 136V135H169ZM235 136V135H234ZM98 137V136H97ZM148 136H147V138H149ZM156 137H154L155 139H157ZM171 137V136H170ZM178 137V136H177ZM177 137H175V138H177ZM236 137V136H235ZM261 137H262V134H261ZM38 138V137H37ZM43 138V137H42ZM45 138V137H44ZM48 138V137H47ZM73 138H74V140H73ZM78 138H81V136H79V137H77V139ZM147 138L145 139V140H147ZM153 138V139H154ZM164 138H162L161 140H164ZM174 138V139H175ZM180 139H181V137H179ZM263 138V137H262ZM68 139H70V140H68ZM84 139V140H83ZM98 139V138H97ZM153 139H151V140H153ZM158 139H159V136H158ZM158 139L157 140H155V141H157L158 143H159V141H158ZM167 139H169V138H167ZM173 139V140H174ZM178 139V138H177ZM95 140V141H94ZM145 140H143V141H145ZM173 140H171L172 142H173ZM38 141H40V140H38L37 139V142ZM67 141H69V142H67ZM78 141V140H77ZM104 141V140H103ZM142 141V142H143ZM148 141L149 140H147V143H148ZM170 141V139L167 141V142H169ZM179 140H177V142H178ZM243 141H244V144H243ZM146 142V141H145ZM156 142V143H157ZM162 142V141H161ZM165 142H166V140H165ZM182 142H183V140H182ZM257 142L259 143V144H257ZM48 142H46V144H47ZM55 143H57V145L55 144ZM78 143V142H77ZM147 143L144 145V144H142V145H140L141 147V149L142 148H144V147H147ZM151 143V142H150ZM174 143H176V141L174 142ZM264 143V142H263ZM262 143V144H263ZM45 144V143H44ZM55 144V145H54ZM63 144H60V145H63ZM155 144V143H154ZM153 144V145H154ZM163 144V143H162ZM169 144V143H168ZM171 144V143H170ZM177 144V143H176ZM47 145V146H48ZM156 145V144H155ZM154 145V146H155ZM158 145V144H157ZM164 146V149L165 148H167V147H165V144H163ZM167 145V144H166ZM175 145V144H174ZM180 145H181V143H180ZM193 145V144H192ZM195 145V144H194ZM53 146H55L54 148H53ZM72 146H74V145H72ZM71 146V147H72ZM149 146V145H148ZM35 147V146H34ZM52 147V148H51ZM70 147V148H71ZM74 147H77V146H74ZM151 147V146H150ZM150 147H148V148H150ZM171 147H173L172 145L170 146V148ZM176 147V146H175ZM180 147V146H179ZM36 148V147H35ZM68 149H69V146L67 147ZM78 148H76L77 150H78ZM154 147H152V148H150L151 150L153 149ZM155 148H156V146H155ZM32 149L34 150V152L32 151ZM74 149V148H73ZM97 149V148H96ZM145 149V148H144ZM144 149H143V151H144ZM149 149V150H150ZM168 149V148H167ZM166 149V150H167ZM173 149V148H172ZM36 150H37V148H36ZM70 150V149H69ZM68 150V151H69ZM98 150V149H97ZM154 150V149H153ZM155 150H157V149H155ZM163 150V149H162ZM166 150H163V152L165 151V152H167V153H169L168 151H166ZM169 150V149H168ZM68 151L66 152V153H68ZM71 151V150H70ZM69 151V152H70ZM89 151V152H88ZM93 151V150H92ZM96 151V150H95ZM141 152V153H137V152ZM145 151L147 152V150L145 149ZM158 151V150H157ZM207 151V150H206ZM75 152V151H74ZM73 152V150H72V153H74ZM161 152V151H160ZM178 152V151H177ZM233 152V151H232ZM75 153H77V152H75ZM136 153H137V155H136ZM166 153V154H167ZM176 153V152H175ZM188 153V152H187ZM236 153H238V156H240L239 155V153H242V152H240V151H238V152H236ZM56 154H59V156H57ZM79 154V155H80ZM93 154V153H92ZM158 154H160V153H158ZM162 154V153H161ZM161 154H160V156L159 157H161ZM165 154V153H164ZM183 154V153H182ZM230 151L229 152H227V153H219V154H216V155H214V156H211L210 158H208L207 160H205V161H202V163H200L199 164V166L197 165V163H196V165L195 166H193V168L191 169V171L193 170L194 172H197L198 173V170H200V171H202L201 173L203 174L204 172L203 171H206V172H208V173H211V177L209 178V179H207V181H205L204 180V178H203V180H204V182L202 183V187L200 188L199 187V189H201L200 191L198 190L197 192H195L194 194L195 195H191V196H189L188 197V195H186L185 193V195L188 197V198H186L187 199V206H188V204H193L194 205V203H196V201H200L199 199H201V201H203V202H205V199H204V197H205V195H206V197H207V194H209V193H211V194H213V193H215V192H217V190L218 189H221V188H218V189H216V191H215V189H214V191L215 192H213L212 191V189H213V187H217V184H218V180L219 181H221L222 179H223V182H225V184H228L227 182H232V185L230 184V185H226L227 186V188L230 186V189L227 191V190H224V192L227 194L226 196H227V200L228 199H230V201L231 202H233V204H235L236 203V200H237V203L239 202V201H243V200H245L246 201V203H248L247 201H249V203H250V206H249V203L247 204V208H245L244 210H240V209H238L237 211H239L240 210V213L238 212V215H237V219H236V221H234V219H232V221L230 222V223H233L232 225H233V228H231V230H229V229H227L228 228V226H230V225H227V228H225V229H227V231H226V234H224L223 232V230H224V228L222 227L223 225H220V223H219V228H220V226H221V228H223V230L221 229V231H219V232H221V234H224V236L223 235H221L223 238H230V239H228V241L229 240H231V238H234V235L235 236H238V235H240V234H244V233H253V235H255V233L257 234V232L258 231H260L261 229H264V196H262L261 194H262V192H263V195H264V188H260V185L259 186H257L258 185V183L256 184V180H255V182L254 183H251L252 185H254V184H256L254 187H259L261 190H263V191H261L260 189V191H261V193L259 192V191H255L254 192V190H256V189H258L257 187H256V189L254 188H252L253 186H251V187H247L246 186V183L245 182H247V181H249V177L247 178L248 180L247 181H245L244 180V177H243V179H242V181L244 180V183L245 184H241L242 182H241V180H237V181H240V182H237V184H236V179H235V174H236V171H237V166H236V164H238V169H241V166L239 165L240 163V161H242L243 162V160H240L239 161V159L238 160H235L236 161V163H234V162H232V161H234V159L235 158H233V155H234V153H233V155L230 157ZM32 155V156H31ZM94 155V154H93ZM142 155V154H141ZM150 155V154H149ZM245 155V156H246ZM31 156V157H30ZM37 156V157H38ZM84 156V155H83ZM84 156V157H85ZM138 156V157H137ZM155 156H156V158L158 157L156 154H155ZM165 156V155H164ZM167 156H169V154H167ZM201 156V155H200ZM242 156H241V158H242ZM36 157V156H35ZM81 157V156H80ZM84 157H82V159L84 158ZM94 157V156H93ZM92 157V158H93ZM138 159H137V158ZM235 157H236V154H235ZM33 158V157H32ZM86 158V157H85ZM123 158V157H122ZM151 158H153V157H151ZM205 158V157H204ZM240 158V159H241ZM37 159V158H36ZM145 159V158H144ZM154 159V158H153ZM159 159V158H158ZM162 159V158H161ZM233 159V160H232ZM242 159H244V158H242ZM30 160V161H29ZM52 160V161H51ZM55 160H57V158L55 159ZM85 161H86V159H84ZM232 160V161H231ZM104 161V162H103ZM165 161V160H164ZM201 161V160H200ZM244 161H245V159H244ZM249 162H250V160H248ZM252 161V160H251ZM260 161V160H259ZM50 162V163H49ZM90 162V161H89ZM176 162V161H175ZM195 162V161H194ZM197 162H199V161H197ZM241 162V163H242ZM140 163V162H139ZM253 163V162H252ZM249 164V163H248ZM257 165H258V167H259V165L260 164H258V163H256ZM256 164H254L255 166H256ZM48 165V166H49ZM126 165V164H125ZM139 165V164H138ZM144 165V164H143ZM137 166V165H136ZM262 166V165H261ZM154 167V166H153ZM247 166H245L244 165V168H243V170L246 168ZM131 168V167H130ZM134 168V167H133ZM132 168V169H133ZM171 168V167H170ZM251 168H253V167H249L247 170H249V169H251ZM264 168V167H263ZM262 168V169H263ZM129 169V168H128ZM131 169V170H132ZM136 169V168H135ZM258 168H256L255 170H254V168L253 169H251V170H249V171H247V172H245V170H244V172L247 174L248 172L249 173H251V172H253L254 173V171H256ZM260 169H261V167H260ZM137 170V169H136ZM142 170V169H141ZM141 170H139V171H141ZM128 171V170H127ZM239 171V170H238ZM258 171V170H257ZM129 172V171H128ZM131 172V171H130ZM161 172V171H160ZM135 173V172H134ZM197 173H196V175H197ZM242 173H243V171H242ZM248 173V174H249ZM49 174H50V176H49ZM158 174H159V171H158ZM199 174V173H198ZM244 174V173H243ZM160 175H161V173H160ZM206 175V174H205ZM245 175V174H244ZM130 177V176H129ZM205 177V176H204ZM252 177H254L253 175H252ZM95 179V178H99L101 181H103V184L104 185H106V187L108 186V187H110V189L109 190H111L110 191V194H111V196L112 195H116V197L117 198H115L112 202H109L108 200L110 199L109 198V196H107V194H106V196H107V198H105L106 196H98L97 194H95L94 192H96L97 191V189L93 192V190H91L90 189V187L91 186H93V187H95L97 184H95V185H92V182H91V179ZM133 179L134 178H137V176L136 177H134V175H133V177H132ZM198 178V177H197ZM227 179V182H226V180L225 179ZM237 178H239L238 176H237ZM69 179H71L70 181H69ZM190 179V178H189ZM188 178H187V180H189ZM200 179V178H199ZM240 179V178H239ZM52 180V181H51ZM56 180V179H55ZM138 180V179H137ZM195 180V179H194ZM234 180V181H233ZM57 181V180H56ZM55 181V182H56ZM251 181V180H250ZM249 181V182H250ZM200 182H202V181H200ZM217 182V184L216 185H214L215 183ZM234 182H235V184H234ZM257 182H258V180H257ZM261 182V181H260ZM259 182V183H260ZM238 183H240L241 185H243L242 186V188H241V190H240V184H238ZM53 184V183H52ZM56 184H57V182H56ZM100 184H102V183H100ZM260 184H262V183H260ZM236 186V185H240L239 186V188H234L233 186ZM244 185L246 186V188H244ZM264 184H262L261 185V187L263 186ZM103 186V185H102ZM116 186V187H115ZM122 186H123V184H122ZM169 186V185H168ZM200 186V185H199ZM223 186V185H222ZM232 186V187H231ZM92 187V188H93ZM97 187L98 188H100L101 187V185H100V187H99V184L97 185ZM105 187V186H104ZM107 187V188H108ZM115 187V188H114ZM193 187V186H192ZM219 187V186H218ZM236 187H238V186H236ZM56 188V187H55ZM111 188H113V189H111ZM121 188V187H120ZM226 188V187H225ZM248 188V189H247ZM251 188V189H250ZM58 189V188H57ZM60 189H61V187H60ZM118 189V188H117ZM222 189H224V188H222ZM234 189H238L239 191L238 192H240L239 193V197H236V198H233V195H232V193L233 192H235V191H233ZM253 189V190H252ZM109 190H108V192H109ZM119 191H120V189H118ZM122 190V189H121ZM123 190H124V188H123ZM126 190H127V187H126ZM196 190V189H195ZM61 191V190H60ZM106 191H107V189H106ZM53 192H54V189H53ZM117 192V191H116ZM122 192V191H121ZM155 192V191H154ZM237 192V191H236ZM236 192H235V194H236ZM237 192V193H238ZM53 195H52V194ZM62 193H64V192H62ZM84 193V194H83ZM97 193V192H96ZM99 193V192H98ZM104 193V192H103ZM123 193H125L124 191L122 192V193H120V195L122 194L123 195ZM221 193H223V192H221ZM225 193H223V196L225 195ZM60 195V194H59ZM58 195V196H59ZM103 195V194H102ZM104 195H105V193H104ZM185 195H183L182 196V201L184 200L183 199V197L185 196ZM210 195V194H209ZM232 195V196H231ZM57 196V197H58ZM124 196V195H123ZM201 196H204L203 198L201 197ZM211 196V195H210ZM222 197V196H221ZM109 198V199H108ZM112 198V197H111ZM123 198V197H122ZM121 198V199H122ZM181 200H179V201H181ZM217 200V199H216ZM219 200V199H218ZM90 201V203L92 202V204H95V205H93V208H89L90 206H89V204H87V202H89ZM93 201H95V203L93 202ZM119 201V200H118ZM163 201H165V199L164 200H162V202ZM200 201V203H202ZM207 201V200H206ZM230 201H228V202H230ZM58 202V201H57ZM166 202V201H165ZM165 202H164V205H165ZM222 202V201H221ZM221 202L219 203V204H221ZM64 203V202H63ZM182 203V202H181ZM236 203V205H233L234 207L235 206H237L238 204ZM87 204V205H86ZM121 204V203H120ZM134 204V203H133ZM183 204H185V203H182V205L179 203V205H181V206H183ZM197 204H199V203H197ZM218 204V205H219ZM57 205H59V204H57ZM61 205V204H60ZM186 206V205H185ZM184 206V207H185ZM196 206V205H195ZM212 206H215V204H213ZM217 206V205H216ZM221 206H223L224 207V204L222 203L221 204ZM249 206V207H248ZM117 207V206H116ZM190 208H192V205H190L189 206ZM197 207H198V205H197ZM59 208L61 209V210H59ZM214 208V207H213ZM219 208V207H218ZM221 208V207H220ZM219 208V209H220ZM237 208H238V206H237ZM236 207L234 208L235 210L237 209ZM192 209H194V206H193V208ZM215 209V208H214ZM224 209H225V207H224ZM185 210H188V209H185ZM196 210V209H195ZM220 210H222V209H220ZM225 211H227V210H225ZM242 211V212H241ZM189 213H190V211H188ZM221 212V211H220ZM223 212V211H222ZM222 212H221V214H222ZM228 212H230V211H228ZM233 212H234V214H235V211L233 210ZM60 213H62L64 216H66V217H73L74 219H73V221H72V225H70L69 227H64V225H59V223H57V224H55L56 226L55 227H52V228H50L49 226H47V225H45L46 224V221H49V219L51 218V217H53V215H59ZM191 214V213H190ZM20 215H22L24 218H23V221L21 222V223H14V222H12L13 221V219H12V221L10 220V218L11 217H14V216H19L20 217ZM78 215H80V216H78ZM230 215V214H229ZM162 216V215H161ZM160 216V217H161ZM166 216V215H165ZM196 217V216H195ZM194 217V218H195ZM114 218V217H113ZM191 218V217H190ZM115 219V218H114ZM224 219H225V217H224ZM18 220V219H17ZM19 220H20V218H19ZM61 220V219H60ZM105 220V219H104ZM167 220V219H166ZM220 220V219H219ZM218 220V221H219ZM226 220V219H225ZM230 220V216L228 217V221ZM15 221V220H14ZM21 221V220H20ZM107 221V220H106ZM110 221H112V220H110ZM113 221H115V220H113ZM186 221V220H185ZM185 221H182V222H185ZM224 221V220H223ZM223 221H222V223H223ZM227 221V220H226ZM15 222H18V221H15ZM53 223V222H52ZM51 223V224H52ZM179 223V222H178ZM193 222H191V224H192ZM228 223V222H227ZM230 223H228V224H230ZM168 224V223H167ZM183 224V223H182ZM189 224V223H188ZM210 224V223H209ZM111 225H113L112 223H111ZM184 226H185V224H183ZM52 226V225H51ZM104 226V227H105ZM165 226V225H164ZM186 226H187V224H186ZM208 226V225H207ZM64 227V228H63ZM99 227V226H98ZM110 227V226H109ZM113 227H114V225H113ZM166 227V226H165ZM165 227H163V223H162V219L161 220H159V221H155V222H153L152 224H150V229L147 231V232H145V233H142L141 232V234H139L136 238H132L133 239V241H135L136 242V244H137V249H136V251H132L131 252V255H134L135 257H137L136 259H137V261L134 263V264H197V262H198V260L199 259H202V257H201V255H198L199 257H196V258H194L195 256H197L196 254H194V257L191 255V254H189L190 253V247H189V253L187 252L188 251V247L186 248V250H182V249H180L181 248V245L179 244V243H176V241H177V238L176 237H178V236H176V231H174L175 233H173V232H171L170 230V232L168 231V229L166 228L165 229ZM185 228V227H184ZM183 228V229H184ZM230 228V227H229ZM62 230V231H61ZM104 230V231H103ZM111 230V229H110ZM122 230V229H121ZM176 230H178L177 228H176ZM184 230H186V229H184ZM22 231V232H21ZM62 233H61V232ZM211 231V230H210ZM262 231V230H261ZM182 232V231H181ZM189 232V231H188ZM187 232V233H188ZM191 232V231H190ZM188 233V235L189 234H191V233ZM219 232H216L217 234H219ZM255 232V233H254ZM207 233V232H206ZM210 233V232H209ZM261 232H258V234H260ZM59 235H60V242H59ZM248 235V234H247ZM261 235H263V233L261 234ZM106 236V235H105ZM111 236V235H110ZM218 236H220V235H218ZM217 235H216V237L215 238H217V239H219V242H220V244H221V242L224 240L223 238H221V236L220 237H218ZM191 237V236H190ZM244 237H246L245 235L243 236V238ZM249 237V236H248ZM51 240H50V239ZM107 238V237H106ZM105 238V239H106ZM194 238V237H193ZM212 238V237H211ZM214 237H213V239H215ZM55 239H58V241H54ZM188 239H190V238H188ZM217 239L213 242L212 241V243L214 244V243H216L217 242ZM220 239H222V240H220ZM238 239V238H237ZM103 240V239H102ZM181 240V239H180ZM180 240H178V241H180ZM186 242H188V240L187 239H184ZM195 240V239H194ZM194 240H192V243H194L193 241ZM197 240V239H196ZM232 240H234V239H232ZM240 241H241V239H239ZM238 240V241H239ZM245 240V239H244ZM181 241H183V240H181ZM238 241H236V238H235V242L238 244L239 242ZM197 242V241H196ZM199 242V241H198ZM218 242V243H219ZM224 242H226V240H224ZM223 242V243H224ZM242 242V241H241ZM248 242H250V241H248ZM192 243H190L188 246H190ZM202 243V242H201ZM211 243V244H212ZM222 243V244H223ZM227 243V242H226ZM252 243H253V241H252ZM176 244H178V245H180V247H178L177 248V246H176ZM188 244V243H187ZM194 244H196V243H194ZM213 244H212V247H213ZM222 244H221V247H222ZM230 244H231V242H229L228 243V245L230 246ZM233 244H235V243H233ZM251 244V243H250ZM24 245V246H23ZM184 245H186V244H184ZM208 245V244H207ZM225 244H223V247L224 248H228L227 246H224ZM236 245V244H235ZM241 245V244H240ZM240 245H239V248H240ZM191 246H193L194 247V251H196V249L197 248H195V246L196 245H191ZM204 246V245H203ZM206 246V245H205ZM209 246V245H208ZM215 246V245H214ZM244 246L246 247V246H248L249 247V244L248 245H245L244 244ZM192 247V248H193ZM212 247H211V249H212ZM241 247H243V246H241ZM214 248V247H213ZM218 247H217V244H216V247H215V251H218L219 252V250H216ZM230 248H235L234 247V245L232 246V244H231V247ZM229 248V249H230ZM238 248V249H239ZM263 248H264V246H263ZM241 249H243V248H241ZM248 249V248H247ZM182 251V253H181V251ZM213 250V251H214ZM223 249H221V252L223 253V251H222ZM237 250V249H236ZM126 251V250H125ZM184 251H186L185 253L186 254H184V256H182V254H183V252ZM198 251H200V249L198 250ZM240 251V250H239ZM191 252H193V250H191ZM230 252H231V250H230ZM233 252V251H232ZM236 252V251H235ZM87 253V254H86ZM172 253H176V256L179 258V259H176V258H173V256L171 255ZM193 253H195V252H193ZM196 253H197V251H196ZM220 253V252H219ZM225 253L227 254V252H226V249H225V252L223 253L224 255H225ZM234 253V252H233ZM237 253H241V252H237ZM179 254H181V256L179 255ZM214 254H215V252H214ZM216 254H218L217 252H216ZM221 254V253H220ZM229 254V253H228ZM231 254V253H230ZM229 254V259L230 260H233V259H231V255H234V254H231L230 255ZM179 255V256H178ZM188 255H189V257H188ZM237 255H239V254H237ZM216 256V255H215ZM82 257H84V260H81L82 259ZM218 257H220V256H218ZM217 256L216 257H214V258H218ZM224 258H225V256H223ZM213 258V259H214ZM223 258V259H224ZM245 258H247V257H245ZM131 259V258H130ZM205 259V258H204ZM210 260L212 259V258H209ZM216 259H214L213 260V262L216 260ZM203 260V259H202ZM220 260L222 261V259L220 258ZM33 261V260H32ZM204 261V260H203ZM206 261V260H205ZM219 261V260H218ZM226 261H228V260H226ZM234 261V260H233ZM258 261V260H257ZM31 261H29V263H30ZM33 262H35V261H33ZM83 262V263H84ZM207 262V261H206ZM229 263H230V261H228ZM232 262V261H231ZM205 262H203V264H204ZM198 264H202V261H200V262H198ZM208 264H210V262L208 263ZM213 264V263H212Z\"/></svg>",
    "mask_w": 264,
    "mask_h": 264
}]
</instances>
